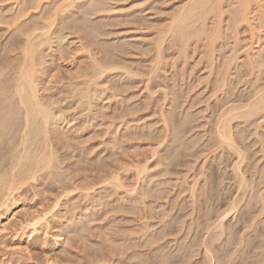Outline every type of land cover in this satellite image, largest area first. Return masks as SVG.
<instances>
[{"label": "bare ground", "instance_id": "obj_1", "mask_svg": "<svg viewBox=\"0 0 264 264\" xmlns=\"http://www.w3.org/2000/svg\"><path fill=\"white\" fill-rule=\"evenodd\" d=\"M52 1L55 2L56 0L55 1L52 0ZM59 1L60 2L63 1V2H61L62 6H61V3ZM59 1H57V3H54V5H53L54 8H53V6L51 7L53 2L51 3L50 0H18V1L16 0V2H18L17 4L19 5V7H17L18 5H16L18 10H14V12L17 13V14L12 12L13 9H14L12 7H11V12L12 13H10V10H9V7H8V11L10 13L9 15L8 14L6 16L3 15V13H5V12H2V14L0 13V20L3 19L2 22H5V21L7 22V20H5V19H7V17H8V19L11 17L12 22H14V24L16 25V26L14 25V27L12 26V28H15V30L13 29L14 31H12L13 33L15 32V34H16L19 31V34H17L18 36H16L14 39H12L10 41H6L5 42L6 44L4 43L5 45L3 46V48L2 47L0 48L4 52V53H1L2 55H0V236L4 233V231L8 228L9 225H11V224H13L15 222V216H16L15 215V209L18 206L19 198H14L15 196H13V193H14V195L16 194L15 193L16 190L17 191L19 190L18 187L22 188L23 185L25 186L26 184H28V185L30 184V186L35 187V189H36V187H38V189H39V187H40L39 185H42L41 187L45 189V187H43V184L42 183H38L37 180L38 179H40V180L42 179V181H44L43 179H46V178H48V179L52 178V180H53V177L56 176L55 180L56 181H57V179H60V180L57 181V182H55V180H54L53 182H55L57 184H61L62 183V185H61V188H60L61 189L60 193L58 192L60 195H57V197L54 196L56 199L55 200L53 199L55 202L53 201L54 203H53L52 207L50 206L49 207L50 209L48 208L49 210L47 209V211H45V212L42 211V213L36 212V214H32V216L30 215L31 217L29 216L30 218L28 217V219L24 218L23 222L19 221L20 225L23 226V228L29 229L28 233H31L32 231L36 230V226L38 224H41L40 222L44 221L43 224L47 225L48 222L46 221L47 220L46 219L47 218L46 215H48V213L49 214L51 213L50 215L52 216L53 212H55V207H57V205L62 203L63 204V209H60V210L58 209L59 211H57V213H61L60 214L61 217L60 216L59 217L61 219L63 217L64 219H62L61 225L59 226L60 230L58 229V231L60 233H58L57 236H59L58 238H60L59 240L62 241V242H65V241H67V243L71 242L70 246H69V247H71L72 240L74 241V239H73L74 236H76V238L78 237L77 238L78 240H75V242L79 241V239H82L83 241H85V238H84L83 235H86V233H83V232L85 230H87L85 232L88 233L89 229L92 230V228L96 225V223H95L96 220L95 219L96 218L98 219V213L97 212H100L99 208H101V206H102L103 209H104L103 210L104 212H102V213L100 212L101 213L100 216L103 219L100 218L96 222H99L101 219L103 221L105 220L104 217L106 216V214H108V213H106L107 212L106 209L107 210H114L115 209L114 211H116V215L119 214V212H121L122 215L123 214L125 215V213L128 214L127 217L124 216L125 218H123V216H120V219L123 218L121 220H124V221L130 220V221H134V223L136 222L135 225H134L135 227L133 228V224H132V229L129 232L120 231L119 229L117 230L118 227L116 228L115 225L114 226L111 225L112 223L114 224V222H115V221L112 222L114 220V218H110L109 219V217H111V215L106 217V219H109L112 223L109 222L108 220H107L108 224L105 223V221H104V223L106 225H111L113 227V228L111 226H110V228H109V226L106 227V229L109 228V229H107L108 233H109L107 235L110 236V232H111L110 229H113V231L117 230V231L120 232V239L117 240L116 237H119V234H118V232L115 234L116 231H114L115 236H114V234H113V236L115 238L113 236L108 237V238H110V242H111V244H109V245H111L110 247H108L109 245L104 247V244H99L100 241L101 242L103 241L102 239L100 241L96 240L98 243L95 241L96 242V247H94L95 245L93 244V246H92V241L91 242L88 241L91 238L88 239L87 235H86V238L88 239L87 240L88 241L87 246H90L88 248H90V249L94 248V249L89 253L88 251H90V250L84 248V250H87L88 253L84 252V254H83L85 256L84 258L87 259V261L85 260L86 262L84 261L83 263H85V264H96L98 262L99 263L101 262V264H104V263H106V261H111L113 264L114 263L115 264H147L146 259L148 258L147 257L148 253L152 252L153 250H155L154 252L150 253L151 256H149V257H153L155 260H157V258H155V256H156L155 254L159 250V254L157 253V256H156V257H159L158 260H160V261H158V262L162 261L163 264H166V263L174 264L175 262H176L175 264H188V260L192 257V254L190 255V254H187L185 252L186 254H181L182 256L178 260H176L175 257L177 256V258H178V256H180V254H179L180 250L179 251L176 250L177 247L179 246L178 244L175 247V251H173L174 249H172V246H171L170 249H172V252H170V251L168 252V250H170V249H169V247H167L168 248L167 250L165 249L166 243L164 245V249L165 250H162L163 247L161 245H162L163 241H160V239L164 238L165 234H167V232H168L167 235L169 237V233H170L169 231L171 230L170 229L169 231L166 232V230L162 231V229L165 226L170 225L171 223L168 222V225L162 224V227H160L161 225L158 226V227L161 228V230H159V231H156V230L153 231L151 229V227L153 226V223H151V222H153L154 220L151 221V222H150V220L152 219V217H155L157 215V213H158V216H159V212L161 211V213H160L161 215L159 216L160 217L159 219H162L163 216H165L167 218V216L165 215L166 213L162 212L165 209L164 210L161 209L162 206L163 207L166 206V203L164 202L165 204L161 205V203L158 202V204L160 203L159 206H158L160 208L159 209L155 208V209L160 210V211L155 210L154 212H156V213H154L152 211V210H154L153 206H151L152 202L150 201V199L152 200L153 197L155 198V195L153 194L154 192L152 193V191L153 190L155 191V189L160 187L159 186L160 185V183H159L160 180L156 183V180H157L158 177H155V175H153L154 177L151 178L152 175L150 176L148 174L149 173V169L146 167V165H147L146 161H145V163H146V165H145L144 162H143L144 164L142 163L143 160H141V162L139 161L141 159V158H139V160L135 159V160L138 161V162L136 161V163H135V160L134 161L133 160L130 161V159H132V157L130 156V153L127 154V156H129V157H127L126 153H124V152L128 153V152L131 151V149H129V145L131 144V142L134 141L133 138H132L134 136V134H135V136H134L135 138L134 139H136L137 133L139 134V131H136L137 128H138V130H140V133H141V130H143V132L144 131L146 132V130H144V129H146V127H145L146 124H143V126H144L143 129H142V124H141V127H139V125H138V127H136V125L135 126L133 125L136 122H138V124H140V122H141L140 118L136 117V115L135 116L132 115L134 118L136 117L138 119L137 120L133 119L132 121H134V122H133V124L131 126H129V125L132 122L129 125H127V123H126V122L130 121V120L127 121L126 119H130L129 116L131 114H134V113L136 114V112H137L135 110V108L137 109L139 105L138 106L136 105L137 107L134 106L135 102L132 103V104H134L133 105L134 109L131 106L132 104H127V105H129V108H127V105H125L126 103L124 104L126 106V108L123 106V110H126V109L130 110L131 109V110H133L135 112H133L131 110L130 111H127V110L126 111H122V110H120V111H122L121 113L123 115H129V116H127V118H122L124 116L122 114H120L119 112L115 113L116 115H113L114 113L111 114L113 116V119L115 120V122L118 119V118H115V117H118V115L120 114L119 117H121L123 120L125 119V121H126L125 124H124L125 127L123 129H121V133L122 134L120 135L119 132L115 131L116 128L119 126V123H118V126H117V124H116V127L113 126L115 124L112 125V121H113V119H112V121L110 122L109 126L112 125L114 128H110L109 126H107V128L109 127L110 129L109 130L107 129L108 130V136H106V138L108 137V146L109 145H111V146H109L110 148L107 145L103 146V150H104V148L106 149V147H108V149H110L111 152H112V150L114 148V150H113L114 153H112V155L119 156L121 153H124L125 154L124 156H126L127 159L130 158L129 160H127L126 157H125V159L127 161H129L130 163H134V164H130L129 162H126V160H124V162H126L127 164H130V166L133 168V170H132V168L129 165L123 164L122 160H119V159H122L121 157L124 158L123 154H122V156L118 157L119 158L118 159L117 157L115 158V156H114V158H112L113 156L112 155L110 156L111 152H109L110 154H109V156L108 155L107 156L110 157L113 160L110 159L109 163H107L108 160L106 162H102L103 159H104L103 161H105V157L103 156L102 159H101V157H99V155H100L99 153H101L100 151H103V150H99L97 159H96L97 153L95 152V155H93V156H95L94 158L96 159V161L100 158L98 160V161H100V163H98L100 165H98V164L96 165L95 164L96 165L95 167H98L97 170L99 169L97 174L96 173H92L93 174L92 175L90 173V175H87V173H86L84 175V173H83L81 176L79 175L80 176L79 178L77 177V175H78L77 173H75L76 175L74 173L72 174V176L74 175L75 178L70 176L71 174H68L69 177L63 175L64 174L63 170L65 168H64V166L62 164L65 161L64 159L69 157L68 154H71V153H69L65 149L66 151H64V153L68 152V154H64V157H63V155H62V157H59L58 156L59 154L57 153L59 148L58 147H57L58 149L56 148V146H57L56 143H61L62 147H68L70 140H72L74 138L72 136H70V138H68L67 134H69L68 133L69 130L67 128H66L67 130H65V128H64L65 125H67V123H65V119H64L63 115L59 114L60 112L59 113L57 112V108L59 107V105L57 107V104H56L57 102L55 103V101L52 100V98H51L52 97L51 94H49L47 92V91H49L50 87H52V86H50V84L52 83L51 81H53V80L51 79L52 74L46 75L45 72L47 70H50V68L52 69V67H50V64H52V62L56 61V56H57V59H60L61 56H63L62 53L66 52V54H68L67 52L69 51L68 50L69 47H65L67 45L62 42L64 38L63 39L61 38V40H62L61 41L60 38L54 36V34L57 33V30L59 31V29H61V28L68 27L66 25V24H68V20H65L66 17H64V16H66V14H64L63 17H62V13H61L62 10L66 9V8H69V6H72L71 10H74L76 8L79 11L78 12L76 10L78 12V14L79 13H81V14L83 13L84 15L87 14L86 16H88V14L90 15L91 13L93 14L94 12L96 14L97 13L96 11H98L100 9L101 4H102L103 1L102 0H90L91 1V4H90L91 7L90 8L85 6V5H89V3H87L88 0H80V1H76V0H59ZM14 2H15V0H14ZM58 2H59V5L56 6L55 4H58ZM77 2H78V4H77ZM49 3H51V4H49ZM49 6L51 7V9L49 8ZM98 6H99V9H98ZM30 10H32L33 12L35 11V14H33L32 20H30L31 22L28 21L27 19L25 20V18H24V20L21 19L22 20L21 21L19 18H22V16L24 17L25 15H27V13ZM36 10H39L41 13H42V10H43L42 15H40L41 14L40 12H36ZM25 11H27V12L25 13ZM66 11L67 10H64V12H66ZM19 12H21V13H19ZM23 12H24V14H23ZM73 12L76 14L75 11H70L69 13L73 14ZM6 13H8V12L6 11ZM59 13L61 14L60 16H59ZM31 16H29L27 18L29 19ZM17 17H19L18 19L21 22L18 23ZM70 17L71 16H69V18ZM69 18H67V19H69ZM73 18L74 17H72L70 19V23H72V25L69 26L70 27L69 29H71V30L74 29L75 30V31H73V32H75L74 34L78 35L80 33L78 35V37L80 38L79 40L83 39V41H84V39H85V42L89 45L90 48L92 47L93 44L98 45L100 47V48L98 47V49H99L98 51L105 52L106 53L105 56L109 53L110 55L108 54V56H109L110 59L112 58V55H116L118 53V51L122 52V50L120 49V48H122L120 44H116L118 46L120 45L119 48H117L118 46L107 44L108 42L106 43L105 41H102L103 39L102 40L97 39V34L101 35L102 32L101 33H97V32H99L98 31L99 28L97 29V27H95L96 29L94 31V28L89 23V21H88V23L90 24V26L88 24L86 25V22H87L86 19H88L87 17L86 18L84 17L85 18L84 20L82 19V21L85 24H83V22H80V19L82 17L78 18V16H77V18H74V19ZM11 20H10L9 23H11ZM26 21L30 22V24H27L28 22L26 23ZM9 23H7V24H9ZM61 23L63 25L62 27L60 26ZM162 24H160L161 26L159 25V27H157L158 25H156L155 27H157V28H154L155 30H157V31H155V35H154V36H157L156 40L154 39L155 37L152 39L153 41H155V42L152 41V45H154L155 50L152 49V47H153L152 45H151L152 47L150 49L155 51L154 52L155 53L154 56H155L156 59L153 57V55H151L153 57L152 58L153 59L152 60L153 63H151V61H150L151 65L154 64V62H155L154 65L161 69L163 66L161 67L160 64L163 65L164 62H165L164 64H166V60H168V59L165 58L166 57L165 56L166 53L162 54L163 53L162 49L164 50V48H162V47H163V44L165 42V44L167 43V46H169V47H171V46L177 47V49L173 48V49H175L176 53H178L177 54L178 57H176V60L178 58H182L183 60L182 59L181 60L183 61L182 62L183 66H184V64H186L185 62H187L186 59L189 58V53H190L189 50H191V49H194L195 51L198 50V53L200 54V57L198 59L199 62L197 60L196 63H200L202 65V68L207 70V72H206L207 74L203 75L206 78L205 79H204V77L201 78L202 75H200L201 76L200 80L204 79L206 81H209L211 79L210 76L215 77V76L218 75L217 77H215V79L212 77L214 80H211V82L212 81H214V82L211 83V88L212 89L210 88L211 89V94H209V95L210 96L212 95L211 98L214 99L213 96L215 95V97L217 98L216 95L219 93L220 95L222 94L221 96L223 97V99L222 100L220 99V101H222L221 104L218 103V102H215V103H218L219 106H216L217 104L215 105L216 106V108H215L216 111L215 112L213 111L214 110V107H213L212 112L215 113L214 117L212 118L214 113L212 114V116H211V114H210V116L208 115L209 117H207V118L209 119L211 117L212 120L210 119L211 121L210 120L208 121L207 119H205V120H207V122H210V124H211V125H209V126H211V129L209 130V134L210 135L209 134L205 135V131L203 130L204 134H203V136H201V138H203L204 136H207L208 137V139H207L208 142L207 141L204 142L203 145L206 144V146L208 145V147H209V145L211 144L212 147H210L211 149L206 147L209 150L204 147L205 150L203 148L202 152H204L203 154H205V151H207V150L209 152H211V153L212 152L215 153V151H216L215 154H217V152H220V154H218L217 158H215V159L220 160V161L224 160L225 157L223 158L222 156L224 154L226 156V153H227V157L228 156L230 157L232 154L235 155L234 159H236V158L237 159L234 160V163L231 160L232 161V165L228 164V168H230V171L232 169V172H233L232 175L235 176V177L233 176L234 177V181L236 180V182H238L237 184L236 183L235 184H236V186H238V190L240 189L239 193L241 192V188L243 189L242 193H244V190L247 191V188L245 189V187L248 186V187L252 188V192L253 193L255 192L254 195H255V200L256 201L253 198H251V197L254 196V195H252L253 193H249V192H251V189L250 190L248 189L249 192L247 191L245 193L249 194V198L248 199H251L254 203L257 202V203H255V205L256 204H258V206L260 205V210L261 211L263 210V212H261V211H258V212L260 214L261 213L264 214V175L262 176L261 175L262 173L259 174L260 171L259 172L256 171L260 175V176L258 175L259 176L258 177L259 178L258 182L255 183L256 185H259L261 183V187L259 186L260 187L259 188V187L255 186V184H253L254 183V182H252L253 179L249 180L247 176H246L247 179L245 178V176H244L245 172L243 174L244 170H242V167L244 165H241L243 163L242 161L244 160L243 158H245V156L247 155V153L244 154V152H246L245 143H244V145H242V147L244 146V149H245L244 152H243V149L241 147V144H243V142H245V140H246L244 136H246V138L248 137V135H245L244 132L248 129V127L250 125H252L251 123L253 121L255 122V123L253 122L254 123L253 124L254 125V129L258 130V125H260V121H259L258 124H256L258 121L256 122L255 120L259 119V120H262L261 121L262 123L264 122V0H186L177 8L176 11L173 12V14L170 16V18L167 19ZM88 26L90 28L92 27L91 29H93V30L88 28ZM93 26H96V25H93ZM8 28H9V26H8ZM10 28H11V26H10ZM71 30H70V32H71ZM70 32L68 31V33H70ZM240 33H244V36L241 35L242 36L241 37ZM11 35H12V33H11ZM13 35L11 36V38H13ZM76 38H77V36H76ZM54 39H56V41ZM58 39H59V41H58ZM260 39L261 40L263 39V40L261 41ZM77 40H78V38H77ZM83 41L82 42L78 41L79 42L78 44L82 43L81 44V46H82L81 50L83 51V49H84V52H87L86 49L89 48V47L86 46L85 43H83ZM241 41L245 42V43H242ZM150 42H151V40L149 41V43ZM113 46H116V48L113 47ZM237 46L238 47H242L244 49L241 48V50L239 49V51H238L237 50V48H238ZM84 47L85 48L87 47V48L85 49ZM254 47L256 49H254ZM92 49H94V48H92ZM111 49L112 50L113 49H118V51H115L116 54H114ZM110 50H111V52L113 54L110 52ZM194 50L191 51L190 55L193 54ZM242 51H243V58L238 57L239 56L238 53L240 54V53H242ZM92 52H91V50L88 49V55L87 56L90 58L89 62L86 60L88 63H84L85 65H83V66H82V64H78L79 66L81 65L80 66V70L78 71L77 74H75V77H73V76L70 77V78H75V81H73V79H69V80H72V81H70L69 84L66 82V84H68V86H67L68 87L67 88L68 91L66 90V94H68L67 96H69V98L71 97L73 99L76 98V101L78 102L79 106H81V108L84 107L83 109L84 110L87 109V111L92 110V109L98 110L97 109L98 106L102 107V105L100 103L97 106V102L96 101H97V98L100 99L99 96L102 93V85H103V89L104 88L105 89L106 88L109 89L108 83L111 80H109L107 78L105 79V80H107L106 81L107 84L105 82V84L108 85L107 87H106V85L102 84L104 78L107 76L108 70L110 71L111 69H114V71H115V70H117L116 68H121V67L123 68L125 66V65L123 66L124 63L121 64V62H119V61H114V60L112 61V60H109V59L105 60L106 57L104 59V55L98 57L97 55L99 53H97V52L95 53V50L94 51L92 50ZM89 53H90V55H89ZM176 53L171 58L174 59ZM196 53H197V51H196ZM171 54H172V51H171ZM108 56H107V58H108ZM46 57H49V58L47 59ZM86 59H88V58H86ZM113 59H114V56H113ZM120 59H122V58L120 57ZM239 59H241V60L238 62ZM115 60H119V59L116 58ZM176 60H173L171 65L174 64L175 63L174 61H176ZM184 60H186V61L184 62ZM162 61H163V63H162ZM237 62H238V64H237ZM47 63H48V65H47ZM138 64H139V62H138ZM235 64H237L238 66L241 65L238 68L236 67L237 69H239L240 67L244 66V68H243L244 70L243 71H245V69L247 68L245 72L248 71V73H246L245 75L249 74L248 76H249L250 79L252 78L251 76H253L254 73H258V72L259 73H263L262 77L260 75H258V74H257V76H256V74H254L255 76L252 78L254 80L250 81L251 84L249 82V84L251 86L248 85L252 89H250L249 87H245V89L249 88L247 90L248 91L251 90V91L247 92L248 95H247V93H245L246 94L245 96H247V97L245 98L243 96L244 100H242L243 97H241L243 94L242 95H240V94L236 95V94H234L233 91L231 92L229 90L230 89L229 88V86H230L229 80H232L230 78V76H232L231 70L235 67ZM154 65H152V66L154 67ZM125 67H124V70L126 69V73H125V71H123L124 72V73H122L123 74V78H124V76L126 74L127 75H126L125 78H127V76H129L131 71H132L131 73L134 74V75H139L140 74L139 72H137L138 74L137 73H133V72H135V70H133V69L131 70V68H127V66H125ZM151 67L149 68L150 70H151ZM236 68H234V69L236 70ZM150 70L145 72L147 74V77H148L147 79H151L153 76H155V74H151L152 71H154V69L152 68V71H150ZM163 70H165V69H163ZM236 72H237V70L234 73L236 74ZM154 73L158 74L155 71H154ZM238 73L241 74V72H237V74ZM118 74H121V73L118 72ZM148 74H149V76H148ZM150 74H151L152 77H150ZM240 74H238V75H240ZM134 75H132V77ZM158 75H160V74H158ZM158 75L155 76V78L161 76V75L160 76H158ZM163 76H161L162 79H161V77L159 79L163 80L164 79ZM209 77H210V79H209ZM237 77L240 78V76H237ZM165 78H167V77H165ZM156 79H158V78H156ZM108 80H109V82H108ZM204 80L200 81V83L201 82L206 83ZM236 80L237 79H235V81ZM115 81H117V80H115ZM115 81H114V83H115ZM125 81H129V79H126ZM164 81H166V79ZM232 81H230V82H232ZM235 81L232 82L233 85H235L234 83H236V84L240 83L239 80H237L236 82ZM129 82H131V80ZM129 82H127V83H129ZM158 82L160 83V80ZM162 83L164 85V86L162 85L163 87L160 86L159 84L158 85L160 86V88L162 87V89L164 90L165 83L164 82H162ZM173 83L170 85V87L168 85L169 83H166L165 91L170 89V88H172V86L174 88ZM66 84H64V85L66 86ZM124 84L125 83H123V84L121 83L119 88H118L119 84H117L118 86L116 84H111L112 87L110 86V89L115 87L116 90L120 89V91L121 90L123 91V89H122L123 87H124V90H125L126 87H127V89L130 90V88L132 87V86L130 87L129 84H127L126 86ZM113 85H115V86L113 87ZM121 85H123V87ZM175 87H177V85ZM129 90H126V91H129ZM174 90H176V89H173V90L170 89V91H169L170 92L169 95H170V97L171 96L173 97L172 98L173 101H172V99H169L167 96L166 97L163 96L165 99L168 98L170 101H172V104H170V102H168L170 106L173 105V103L176 100V97H177V99L179 97L177 94L175 95L176 97L174 96V94L171 95ZM109 91H111V90H109ZM113 91H114V89H112V92ZM120 91H118V92H120ZM177 91H174L173 93H175ZM228 91H230L231 94L233 93L236 96L235 97L236 99L235 98L234 99L231 98L233 95H231V94L229 95L230 92H228ZM112 92H111V94H112ZM133 92H132V94L130 93L129 97H126V100L124 99L126 102H131L127 98H130V96H133L135 94V93L133 94ZM166 92H168V91H166ZM116 93H117V91H116ZM163 93H164V91H163ZM122 94H124V92H122ZM165 94H167V93H164V95ZM103 95L101 94V96H103ZM107 95H110V94H107ZM113 95H110V96L112 97ZM119 95H116V96H119ZM124 96H126V95H124ZM210 96L208 98H210ZM229 96H231V97H229ZM238 96L240 97V99L238 98ZM134 97H135V95L133 97H131V98H134ZM164 98H163V100H164ZM216 98H215V100L219 99V98H217V99ZM127 100H129V101H127ZM175 103H177V102H175ZM175 103H174V105H175V107H177L178 104L176 105ZM206 105H205V109H206ZM171 108L172 109L167 108L169 110L163 109L165 111L166 110L168 111V112L164 111L163 113H162V109H161L160 112L162 113L161 114L162 116L161 115L160 116H161V118H163V123H164V126L162 125L163 127H161V128H166V127L170 128L171 127V129L173 131L172 130L170 131L169 129L168 130L173 135H171L169 131H168L169 132L168 135L173 136L171 138V140L173 142H170L171 140L169 142L175 144V141H178V139L183 137V133L182 132L184 131V129H183L182 125L187 120H189L190 118L192 120L194 118L190 117L191 114L190 115L183 114V118L184 117L186 118L187 115H188V117H187L186 120L184 118L185 121L183 120V124H181V126L178 123L179 126L177 127V125H176L177 122L181 123L182 121H178L177 118H176V121H175V119H173L175 117V116L173 117V114L176 112V110L173 109L174 108L173 106H171ZM129 112H130V114H127ZM140 116H142V115H140ZM133 117H131V118H133ZM202 117H203V115H202ZM121 118H119V119H121ZM161 118L159 120L160 122H162ZM119 119H118V122H119ZM122 119H121V121H122ZM172 120H174V122ZM121 121H120V123H121ZM171 121L173 123H176V124L173 125V123H171ZM142 122H143V120H142ZM189 122L187 121L185 124L187 125V123H189ZM201 123L204 124L205 127L207 126V124L203 123V121ZM147 124H150V125L147 126V128L148 127L150 128V127L153 126L154 123L153 122L149 123V121H148ZM242 124L243 125L246 124V126L249 125V124L250 125L248 127H246V126H243ZM263 124H261V125H263ZM63 125H64V127H63ZM263 126H260V128L261 127L263 128ZM181 127H182L183 130L179 132L178 130H180ZM119 128L120 127H118V129ZM149 128L147 130L148 131L147 132L148 135H144V136H151L152 135V134L149 135V133L152 131L151 130L152 128H150V129ZM161 128H160L159 132L161 133V135L162 134L164 135V133H162L163 129L161 130ZM209 128H207V130ZM245 128H246V130H244ZM254 129H252V131ZM256 130L253 131V132L255 133ZM65 131H67V132H65ZM97 131H99V130H97ZM164 131L167 132V129H165ZM258 131H257V133H258ZM261 131H262V129H261ZM95 132H96V130H95ZM172 132H174V133H172ZM262 132H264V131H262ZM100 133H102L101 130L98 133L99 135H97V133L94 134V131H93V135H96V137L99 136V138H101L100 137ZM151 133H153V132H151ZM257 133L254 134L256 137L257 136L260 137L263 134L262 133L261 135H259V133L258 134ZM102 135H103V133H102ZM129 135H131V137ZM179 135H181L182 137H180ZM125 136H129L130 137L129 139L133 140V141L129 140L131 142H129V144H127V147L124 144L125 141H126L125 143H127V139L124 140V138H126ZM170 136H168V137H170ZM156 137L157 136L155 135V137H153V138H155V140H156L157 139ZM158 137H159L158 139H160L161 142L164 141L162 139V137H160V136H158ZM258 137H257V139H259V141H260V139H261V141L263 140V144H264V137H263V139H262V136L260 138H258ZM138 138H142L143 139V134L140 135V137H138ZM153 138L152 139L150 138V139L153 141ZM91 139L93 140V138H91ZM97 139L98 138H96V139L94 138V140H97ZM102 139H103V136H102ZM186 139L190 140V137L186 138ZM89 140H90V137H89ZM151 140H149V141L151 142ZM196 140L198 142L197 138H196ZM98 141H100V140L98 139ZM102 141L103 142H101V143L107 144V143H104L105 142L104 140H102ZM160 141H159V143L156 141L157 142L156 144H157L158 147L160 146V144L162 146V143H160ZM181 141H184V139L183 140L180 139V144L181 145H179V146H176L177 144L175 145L177 148L179 147V150H180L181 146L183 145ZM90 142H92V141H90ZM150 142H149V144H150ZM185 142L186 141H184L183 143H185ZM209 142H211V143L209 144ZM136 143H138V142H136ZM188 143H192L193 144V142H191V141H189ZM97 144H99V143H96L95 145H93L94 146L92 148L93 152L95 150V147L98 146ZM149 144H148V147H151L152 146V142H151V146H149ZM164 144H166V143H164ZM178 144H179V141H178ZM86 145L88 146V144H86ZM90 145H92V144H90ZM139 145H140V143L138 145L135 144L134 146L136 147V146H139ZM185 145H186V143H185ZM134 146L132 145L130 148H134L135 149ZM170 146H172V144ZM191 146L192 145H190V148L192 150ZM89 147L91 148L92 146H89ZM117 147L118 148L121 147L124 150V152L120 148V150L122 152L118 153L120 151H119V149ZM158 147L157 148L155 147V149L158 150ZM169 147L165 148L166 149L165 151H167L166 153H168V154H166L165 151L163 152V153H165V154H163V155H165V157L164 156L162 157V156L159 155L161 153V152L160 153L158 152V151H160V149L158 151L155 150L154 148H153L154 151L151 148H149V149L152 150L154 153L157 152L156 155L159 153L158 155L161 157V158H159L160 160L161 159H166L167 160L168 157L171 159L175 155L177 156V154L179 153L178 149L176 147H174V146H173V148L172 147L171 148H172V150L173 149H177L175 151L173 150L175 154L173 153V151H172V153H170L171 151L170 152L168 151ZM187 147H188V144H187V146H185L183 148H185V150H186ZM85 148L86 147H84L83 149L85 150ZM90 148L89 149L86 148V150H87L86 153L87 152H88V154L92 153L90 151L92 149H90ZM115 148H117L118 151ZM124 148H126L129 151H126V149H124ZM136 148H139V150L135 149L134 151H137V152L140 151V146L136 147ZM145 148H144V150H145ZM147 150H148V148H147ZM217 150H219V151H217ZM89 151H90V153H89ZM115 151H117L116 154H115ZM177 151H178V153H177ZM137 152H136V155H140L139 152L138 153ZM149 152H151V151H149ZM209 152H206L207 154H205V156H203V157H206L207 155H209ZM80 153H82V152L80 151ZM169 153L172 154V156ZM228 153L229 154L231 153V154L228 155ZM84 154H85V152H84ZM75 155H76V153H75ZM75 155L73 154V156H75ZM80 155L81 154H79V156ZM85 155H84V157H85ZM149 155H150V153H149ZM151 155L153 156L154 154H151ZM166 155H168V157ZM93 156H91V157H93ZM132 156H134L133 153H132ZM213 156L215 157L216 155L213 154ZM134 157H133V159H134ZM94 158L92 159V161L94 160ZM218 158H220V159H218ZM85 159H87V158H85ZM114 159L115 160L117 159V160H119V162L120 161L121 162L119 163L116 160L118 162L117 164H116V162L114 164L111 162L112 163L111 164L110 161H115ZM170 159H168V160L171 162ZM205 159H207V158H205ZM146 160H147V162H149L148 158ZM78 161H79V159H78ZM92 161L90 159L88 162L93 163V166H94V163L98 162V161L97 162H92ZM163 161L162 162L158 161V163L159 164H163ZM203 161H205V160H203ZM220 161H219V163H220ZM205 162H203V163L205 164ZM121 163H122V165H119ZM155 163H156V161H155ZM166 163H168V162H165V164ZM203 163H202V165H203ZM222 164L220 163L218 165L220 166ZM114 165L116 166V168L117 167L118 168L117 169L112 168V167H115ZM123 165H125L124 166V172L126 170H132L133 173H136L135 174L136 177L134 176L136 179L134 177H133V179H131L130 177H132V176L129 177L130 179L129 178H126V180L124 179L125 176L127 177V174L126 175L125 174L121 175L123 172L121 174L119 172L120 168L123 169ZM168 165L169 164H167L166 166H168ZM202 165H200V166H202ZM230 165H231V167H229ZM107 166H109V168ZM156 166L158 167V165H156ZM161 166H163V165H161ZM225 166H226V164H225ZM263 166H264V164H263ZM125 167H127L129 169H126ZM205 167L206 166H204L202 168V170ZM161 169L162 170H160V168H159L158 170H160L161 173L164 174L165 170L163 169V167H161ZM146 170L148 171V173H147ZM200 170H201V168H199L198 173L202 172V170L201 171ZM208 170L209 169H207V171ZM255 170H256V168H255ZM258 170H260V168ZM120 171H123V170H120ZM218 171H219V169H218ZM166 172H167V170H166ZM204 172H206V171H204ZM145 173H147L150 176L151 179H155L156 178L155 181L152 182L153 180L149 179L148 176L146 177ZM263 173H264V170H263ZM65 174L67 175V173H65ZM163 174H161V175H163ZM59 175H60V177L61 176L63 178L65 177V179L62 178L63 181L61 183H60L61 178L59 177ZM144 175H145V177H144ZM201 175H202V173H201ZM203 175H206V174L204 173ZM253 175L251 177H253ZM122 176H124L123 179H122ZM156 176H158V175H156ZM196 176L197 177H194L195 179L193 178L194 182H193V180H192L193 183L190 182L192 185L191 184L189 185V183L186 182V184H188L190 186L189 188L187 186L186 187H187V189L190 190L189 195L192 196V201L197 203L198 201L194 200V198L198 194V190H200L198 188L202 187L201 190H203L205 188V190H203L204 192H201V190L199 191V195L201 193L203 195V193H204V196H207V194H205L206 190L210 189L211 192H212L213 188L211 189L212 184H211V186L209 185L211 183V181L210 182L206 181V179H207L206 176H204L205 179H203V180H205V181H203V182H207V185H209L210 188H207L205 183H202V184H205V187L204 186L197 187V183L199 181L197 182L198 175H196ZM254 177H255V175H254ZM237 178H238V180H237ZM127 179H129V181L130 180L132 181V180L135 179L136 181L135 180H134L135 182L133 181L134 185H133V182L129 183V185L130 184L133 185V186H129V185L126 184L127 183ZM159 179H161V178H159ZM221 179H222V176L219 179L220 181L218 182V184L222 182ZM52 180H50V181H52ZM124 180L126 181V183L124 182ZM168 180H169V178H168ZM168 180L165 181L164 178H163L160 182L163 185L164 184L166 185V184H168L167 183ZM230 180H232V178ZM46 181H47V179H46ZM50 181H48V182L51 183ZM163 181H165L166 183L163 182ZM185 181L183 182V184L185 183ZM208 181H209V179H208ZM212 182H214V181H212ZM216 182H215V184H216ZM153 183H155L154 187H153V185H151ZM249 183L252 184V186H254V189H255V187H257V192L258 193L256 191H254L253 187H251V185H249ZM136 184H138L140 186L137 185V187H136L135 186ZM162 184H161V188L163 186ZM183 184H182V187L185 185V184L184 185ZM17 185H20V186H17ZM21 185H22V187H21ZM44 185H46V184L44 183ZM240 186H241V188H239ZM26 187H27V185H26ZM47 187H49V186H47ZM58 187H60V186H58ZM213 187H214V185H213ZM161 188H159L160 191L158 189L155 192L157 194H159V195L162 192V194L164 195V191H162ZM166 188L163 187L164 190ZM214 188H216V187H214ZM44 189H43V191H45L47 188L45 190ZM58 189L59 188H57V190ZM260 189H262V190H260ZM74 190L75 191L78 190V192L76 194H71V192H73ZM50 191H48V192H50V193L53 192L52 190H50ZM54 191H56V190H54ZM184 191H188V190H184ZM167 193H169V190L167 191ZM207 193L210 194V192H207ZM242 193H240V194H242ZM245 193H244V196H245ZM256 193H257V195H256ZM162 194H161V196H162ZM215 194H216V192H215ZM240 194H238L239 195L238 197H242V196H240ZM217 195H219V194H216V196ZM150 196H151V198L149 199ZM191 196H190V198H191ZM212 196H209V197L214 198L215 195L212 193ZM60 197H61V199H62V197H64L63 198L64 200H61ZM199 197H197V198H199ZM209 197L208 198L204 197V198L209 200L210 199ZM246 197H248V196H246ZM154 198H153V200H154ZM163 198H165V197H163ZM163 198L162 197H160V198L158 197L157 198V195H156L155 200H157V199L161 200ZM188 198H189V196H188ZM204 198H201V199L203 200ZM205 199L203 200V203H204ZM229 199H231V198H229ZM236 199L237 198L231 199L228 202L229 205L226 202L227 203L226 205L228 207L226 206L227 208L225 207L226 208V209L224 208L225 210L222 208L223 211L221 210L222 211L221 213L220 212H216V213H219V214L216 216L215 219H213L212 222L211 221L207 222V225L205 226L207 228H205L203 226L205 230H203V229L202 230L206 231L205 235L206 236L208 235V237H206V239L204 238L205 236H203L204 239L202 237H200V238H202V240L200 241V239H199L198 242H200V243H198V245H200V247L203 246L202 247L203 254H204V257L206 259L209 256V254L211 253L210 252L211 249H212V251L217 250V249L212 248L214 246V242L216 240H219V241H216V242L217 243L219 242V244L222 243L221 242V240H222L221 237L222 236H220V235L222 233H224L223 232V229H224L223 227H225V228L227 227L228 228V226H225L223 224L224 223L223 220H224V217H227V214H230V212H232L234 210V208H236L235 207V204L237 203ZM242 199L246 200L244 197H242ZM155 200L153 202H155V204H157V202ZM208 200H206V201H208ZM210 200H212V199H210ZM215 200H217V199H215ZM215 200H214V202H215ZM239 200H240V198H239ZM244 200H242V202L241 201L238 202L239 205H240V203H243ZM251 200H246L247 201V202L245 201L246 204L244 203L243 205H247L248 206V204H249L248 207H250V204H251V206H253L254 205L253 203H248ZM80 201H81V203H80ZM188 202H191V200H189ZM194 202H191V203H194ZM210 202H212V201H210ZM196 203H194L192 205H195ZM62 204H61V206H62ZM153 205H154V203H153ZM205 205H206V203H205ZM212 205H213V203L211 204V207H212ZM223 205H225V204L223 203ZM236 206L238 208V204H236ZM195 207H196V205H195ZM197 207H198V205H197ZM95 208H98V209H95ZM201 208H202V206H201ZM209 208H210V206H209ZM250 208H253V207H250ZM97 210H99V211H97ZM120 210L124 211L125 213L120 211ZM193 210H196V209L194 208ZM214 210L211 209V211H214ZM190 211H191V209H190ZM242 211H243V209H242ZM205 212H208V211L205 210ZM103 213H105V214H103ZM162 213H163V216H162ZM209 213H210V210H209ZM214 213H215V211H214ZM253 213H249V216H250V214H253ZM255 213H257V212H255ZM259 213H257V214H259ZM254 214H253V216L255 218ZM57 215H59V214H57ZM96 215H97V217L95 218ZM200 215H202V214H200ZM204 215L206 216L205 213H204ZM209 215H207V217L211 216V215L210 216ZM158 216L155 217V218L158 219ZM253 216L251 215L250 219H252ZM165 217H164V219H166ZM243 217H244V215H243ZM256 217H257V215H256ZM201 218H203V217H201ZM194 219H195V217H194ZM163 220H162V222H165L167 224L166 221L168 219H166V221H163ZM237 220L238 219L236 218V222H238L240 219L238 221ZM252 220H250V221H252ZM192 221H193V219H192ZM242 221H244V220H242ZM245 221H247L248 224L250 225L251 222H249V220L245 219ZM92 222H94L95 225L93 223V227H92V225L90 227V224ZM263 222H264V219H263ZM160 223L161 222H159V224ZM252 224H254V223H252ZM252 224H251V227H252ZM255 224H256V222H255ZM101 225H100V223L98 225H96L95 226V228L97 227L96 230L102 229ZM197 225H199V223ZM249 225L246 226V228H249L250 227ZM127 226H129V225H127ZM191 226H192V224H191ZM242 226H243V224H242ZM99 227H101V228H99ZM168 227H170V226H168ZM189 227H190V225H189ZM174 228L176 229L177 226H175ZM172 230H173V228H172ZM191 231H192V229H191ZM191 231H190V233H191ZM207 231H208L209 234L207 233ZM224 231H225V229H224ZM226 231H228V229ZM98 232H99L100 235L102 234V231L98 230ZM243 232H244V230H243ZM70 233H72V234L73 233H75V234L79 233V234H76V235L73 234L74 236L71 237L72 238V240H71ZM112 233L113 232H111V234ZM99 234L97 233V235H99ZM188 234H189V232L187 233V235ZM226 234H230V233H226ZM226 234L224 233V235H226ZM257 234H259V233H257ZM62 235H63V237H62ZM116 235H118V236H116ZM187 235H186V237H187ZM247 235H248V232L246 234V238H247ZM261 235H264V233L263 234L261 233ZM26 236H28V234H26ZM96 237L97 236H95V239H96ZM112 237L114 239H116V240H114V239L112 240ZM243 237H244V239H246L244 234H243ZM66 238H68V239L70 238V239L66 240ZM171 238H173V237H171ZM174 238H176V237H174ZM23 239H26V237H24ZM259 239H262V238H259ZM243 240L241 239V241H243ZM177 241H178V239H177ZM180 241L182 242L183 240L180 238ZM249 241H251V239H249ZM95 242L93 241V243H95ZM170 242H171V240H170ZM196 242H197V240H196ZM196 242H195V245L198 247V248H196V250H198L197 252L200 253L199 250L201 248L199 249V246L196 244ZM216 242H215V245L217 244ZM259 242H261V241H259ZM76 243L78 244V242H76ZM184 243H186V242H182V244H181L183 246V248H181V245L178 248L185 250L186 246L184 247V245H185ZM245 243L247 244V239L245 240ZM97 244H98V246H97ZM249 244H250V242H249ZM257 244H260V243H258V241H257ZM79 245H81V244H79ZM241 245H243V244H241ZM87 246H85V247H87ZM161 247H162V249H161ZM219 247H218V249H219ZM248 247H249V245H248ZM215 248H216V246H215ZM256 248H257V246H256ZM71 249H72V247H71ZM221 249H225V247H223V248L221 247ZM242 249H243V247H242ZM156 250H157V252H156ZM183 250H181V253L183 252ZM246 250H249V249H246ZM68 251L71 252L70 254L75 253V252H72V251H75V250H72V251L68 250ZM224 251H226V250H224ZM238 251L240 252L239 249H238ZM174 252H176L178 255L176 253H174ZM221 252H222V250H221ZM229 252H230V250H229ZM246 252H248V251H245V253ZM77 253H75V254H77ZM80 253H82V252H80ZM80 253H78V254H80ZM153 253H155V254H153ZM172 253L175 254L174 255L175 257L172 255ZM225 253L228 255L227 252H225ZM86 254L88 255L89 258H86V256H87ZM89 254L91 256H89ZM152 254H153V256H152ZM216 254L217 253H215L213 256H215ZM230 254H231L230 255V258H231L232 252H230ZM238 254H240V253H238ZM242 254L243 253H241V255ZM83 255L81 256V254H80L81 257H83ZM92 255H94V256H92ZM142 255L144 257H142ZM211 255L212 254H210V256ZM244 255L245 254H243V256ZM80 256H78V257L80 258ZM171 257H173L175 259L172 260ZM209 257L207 259L208 261H210ZM211 258H213V257H211ZM221 258H223V257L221 256ZM230 258H229V260H230ZM215 259L217 261L219 260L218 258H215ZM82 260H84V259L83 258L79 259L80 262ZM240 260H242V259H240ZM71 261L72 260L70 259V263H72ZM202 261H204V260H202ZM222 261H223V259H222ZM48 262H50V261H48ZM227 262H228V264L230 263L229 261H227ZM257 262H259V261H257ZM75 263H76V261H75ZM224 263L222 262V264H224ZM232 263H233V260H232ZM50 264H52V262ZM72 264H74V263H72ZM76 264H79V262L76 263ZM107 264H109V263L107 262ZM208 264H209V262H208ZM218 264H219V262H218ZM249 264H251V263H249ZM254 264H256V263H254Z\"/></svg>", "mask_w": 264, "mask_h": 264}, {"label": "rangeland", "instance_id": "obj_2", "mask_svg": "<svg viewBox=\"0 0 264 264\" xmlns=\"http://www.w3.org/2000/svg\"><path fill=\"white\" fill-rule=\"evenodd\" d=\"M18 1V0H17ZM52 0H50V2H51ZM55 1V0H54ZM57 1H59V0H56L55 2H51L52 3V5H51V7L54 5V3H57ZM76 1H80V0H76ZM89 1V2H88ZM87 1V3H89V5H85V6H87V7H91V1L90 0H88ZM103 2H102V4H101V7H100V9H99V6H98V11H96L97 13L95 14V12L91 15H89L88 14V16H86V15H84L83 13L81 14V13H79L78 14V10L75 8L74 10H71L72 9V6H69V8H66V9H63L62 10V17H63V15L64 14H66V16H64V17H66V19L65 20H68V24H66L68 27H64V28H61L63 25H62V23H61V29H59V31L57 30V33H55L54 34V36L55 37H58V38H60V40H61V38L63 39V43L64 44H66L67 46H65V47H69L68 48V54H66V52L65 53H62V55L64 56H61V60L60 59H57V56H56V61H54V62H52V64H50V67H52V69L50 68V70H47L46 72H45V74L46 75H49V74H52V77H51V79L53 80V81H51L50 83L52 84H50V86H52V87H50V89H49V91H47L49 94H51V98H52V100H54L55 101V103L57 104V107H58V105H59V107L57 108V112L59 113V114H61V115H63V117H64V119H65V123H67V125H65V127H64V125H63V127L65 128V130H69L68 131V133L69 134H67L68 135V138H70V136H72L74 139H72V140H70V142H69V145H68V147H62V144L61 143H56V148L58 147L59 148V150H58V156L59 157H62V155H63V157H64V154H68V152L69 153H71V154H68V156L69 157H67L66 159H64L65 161L63 162V166H64V170H63V175H65V176H68L69 177V175L68 174H71L70 176H72V174L74 173H77L78 175H77V177L79 178L83 173H84V175L87 173V175H90V173L92 174V173H98V170H97V168L98 167H95L98 163H100V161H96V159H97V157H98V153H99V150H103V146H108V137L106 138V136H108V130L110 129V128H114L113 126H115L116 127V124H117V126H118V123H119V126L118 127H120L119 129H118V127L116 128V132H119V134L121 135L122 133H121V129H123L124 127H125V119L123 120L122 118H127V116H129V115H123L121 112L122 111H126V110H123V106L126 108V106L125 105H127V104H132L133 102H135V105L134 104H132L131 106L133 107V105L134 106H138V108L136 109L135 108V110L137 111L136 112V114L134 113V114H131L130 116H129V118L130 119H126L127 121H129V122H126L127 123V125H129L131 122V124L129 125V126H131L132 124H133V122L134 121H132L133 119H135V120H137L138 118H136V117H139L140 118V124H138V122H136L135 124H133L134 126L136 125V127H138V125H139V127H141V124H142V129H143V124H146L145 125V127H146V129H144V130H146V132L144 131L143 132V130H141V133L143 134V139L142 138H138V137H140V135H142L141 133H140V130H138V128H137V130L136 131H139V134L137 133V135H136V139H134L135 137V134H134V136L132 137L133 138V140L132 139H129L130 137H131V135H129V136H125L126 138H124V140H126L127 139V143H125L124 142V144L126 145V147H127V144H129V142H131V141H133V142H131V146L133 145H138L139 143H140V151H138L139 152V154L140 155H136V152L137 151H134L135 149H138L139 150V148H136V147H139V146H134L135 147V149L134 148H130L131 146L129 145V149H131V151L130 152H124V150L121 148V147H117L118 149H119V151L120 152H118V153H121L122 151L124 152V153H126V156H127V154H129L130 153V156L132 157V159H130V161L131 160H135V159H138L139 160V158H141L139 161L141 162V160H143L142 161V163L144 162L145 163V161H146V163H147V165H146V163H145V165H146V167L149 169V173H148V171H147V173L151 176V178H153L154 176L153 175H155V177H158L157 178V180H156V183L160 180H162L163 178H164V180L166 181V180H168V178H169V180H168V184H162L160 181H159V183H160V187L159 188H161V184L163 185L162 186V191H164V195L162 194V192L160 193V195L159 194H157L155 191L156 190H158L159 188H157V189H155V191L153 190L152 191V193L155 195V198H156V195H157V198L159 197H165V198H163V199H161V200H155V198H154V200L157 202V204H155V202H153L154 200H153V198H152V200L150 199L151 198V196L149 197V199H150V201L152 202L150 205L151 206H153V209L154 210H152L153 212L155 211V210H157V209H155V208H160V207H158L159 206V204L161 203V205H163V204H165L166 203V206H162L161 207V209L162 210H164V211H162V212H165L164 214L167 216V218L165 217V216H163V213H162V216H163V218L162 219H159L160 217V213H161V211L160 210H157V211H160L159 212V216H158V213H157V215L155 216V217H157L158 216V219H156L155 217H152V219L150 220V222L151 221H153V222H151V223H153V226L151 227V229L153 230V231H159V230H161V228L160 227H162V224H164V225H168V222L169 223H171L170 225H168V226H170V227H168V226H165L163 229H162V231H165L166 230V232L167 231H169L170 229V233H169V237H168V232H167V234H165V239L164 238H162V239H160V241H163V243H162V247H163V249H162V247H161V249L162 250H167L168 248L167 247H169V249H170V247L172 246V249H174L173 251H175V247L177 246V244L180 246L181 244H182V242H186V243H184L185 245H184V247L186 246V251L185 250H183V249H180V248H178L177 247V251H179L180 253V256H178V258H177V256L175 257L174 255L175 254H173L172 253V255L176 258V260H178L182 255L181 254H192V257L188 260V264H208V262H209V264H218V262H219V264L221 263L222 264V262L224 263V264H228V262L227 261H229L231 264H249V263H251V264H254V263H256V264H264V235H261V233L263 234L264 233V222H263V219H264V214L263 213H259L258 211H261L260 210V205L258 206V204H256L255 205V203H257V202H253L251 199H248L249 198V194L248 193H245V192H247L248 191V189L250 190L251 189V192H249V193H253L252 192V188H250V187H245V189L247 188V191L246 190H244V193H245V196H244V193H242L243 192V189L241 188V186L239 187V188H241V192L240 193H242V194H240L239 193V191H240V189L238 190V186H236V184L238 183V182H236V180L234 181V175H232V169H231V171H230V168H228V164H231L232 165V161H233V163H234V160H236V159H234L235 158V155H231L230 157L228 156L227 157V153H226V156H225V154L222 156L223 158H224V160L223 161H220V160H217V159H215V158H217V156H218V154H220V152H217V154H215L216 153V151H215V153L214 152H212L214 155H216L215 157L213 156V154L211 153V152H209L208 150V148H210V147H212L211 146V142H209V147H208V145L206 146V144H204L203 145V143L204 142H206L207 141V139H208V137L207 136H204L203 138H201V136H203V134H204V132H203V130L205 131V135L207 134H209V130L211 129V126H209V125H211L210 124V122H207V120L209 121L210 119L212 120V118L214 117V115H215V111H216V106H219L218 105V103H220L221 104V102L222 101H220V99L222 100L223 99V97L218 93L216 96H217V98H219V99H217L216 97H215V95L213 96L214 97V99L213 98H211V96L209 95V94H211V83L212 82H214V81H212L211 82V80H214L215 79V77H217V76H215V77H213V76H210L211 77V79H210V77H209V81H206V80H204L206 77H204L203 75L204 74H207L206 72H207V70L206 69H204V68H202V65L200 64V63H196L197 62V60L199 59V57H200V54L198 53V50H196L197 51V53H196V51L194 50V49H191V50H189V52L191 53V51H193L194 50V52H193V54H191L190 55V53H189V60L188 59H186L187 60V62H185L186 60H184V62L186 63V64H184V66L182 65L183 63V59L182 58H178L177 60H176V57H178V53H176V51H175V49H177V47H173V46H171V47H169V46H167V43L165 44V42H164V44H163V47L162 48H164V50L162 49V54H165L166 53V59H168V60H166V64H164L163 63V61H162V63H163V65L162 64H160V66L162 67L161 69L159 68V67H156L154 64H155V62H154V64H152V65H154V67L151 65V63H153V57L155 58V48H154V45H152V39L154 38L155 40H156V38H157V36H154L155 35V31H157V30H155L154 28H157V27H159V25L160 24H162L163 22H165L167 19H169L170 18V16L173 14V12L174 11H176L177 10V8L184 2V1H186V0H102ZM15 2H16V0H15ZM14 2V0H0V13L2 14V12H5L6 13V11L8 12V13H3V15H9L10 13H12V12H14V10H18V8L17 7H19V5L17 4L18 2H16L15 3ZM60 2V1H59ZM59 2H58V4H55L56 6L57 5H59ZM61 2H63V1H61ZM60 2V3H61ZM15 3V4H14ZM51 3H49V4H51ZM65 3V2H64ZM63 3V4H64ZM80 3V2H79ZM104 3V4H103ZM76 4V3H75ZM77 4H78V2H77ZM16 5H18L17 7H16ZM46 6V5H45ZM61 6H62V3H61ZM75 6V5H74ZM84 6V7H85ZM7 7V8H6ZM8 7H9V10H10V13H9V11H8ZM11 7L12 8H14L13 9V11L11 12ZM48 7V6H47ZM51 7L49 6V8L51 9ZM59 7V6H58ZM71 7V8H70ZM103 7V8H102ZM105 7V8H104ZM16 8V9H15ZM46 8V7H45ZM53 8H54V6H53ZM7 9V10H6ZM70 9V10H69ZM104 9V10H103ZM64 10H67L66 12H64ZM69 10V11H68ZM78 12H77V11ZM70 11H75L76 12V14L73 12V14L72 13H69ZM17 12V11H16ZM27 11H25V13H26ZM31 12V13H30ZM36 12H40L39 10H36ZM70 14H68V13ZM81 12V11H80ZM15 13V12H14ZM19 13H21V12H19ZM30 13V14H29ZM41 13V12H40ZM39 13V14H40ZM42 13H43V10H42ZM42 13L40 14V15H42ZM15 14H17V13H15ZM23 14H24V12H23ZM33 14H35V11L33 12L32 10H30L28 13H27V15H25L24 17L22 16V18H19V17H17V20H18V23L19 22H21L22 20H24V18H25V20L27 19L28 21H30V20H32V17H33ZM72 14V15H71ZM19 15V14H18ZM32 15V16H31ZM61 14L59 13V16H60ZM2 16V15H1ZM20 16V17H21ZM29 16H31L29 19L27 18V17H29ZM69 16H71L70 18H69ZM77 16H78V18L80 17H82L81 19H80V22H83L82 21V19L84 20L86 17L88 18L89 16V18L88 19H86L87 20V22H86V25L88 24L89 26H90V24L92 25V27L94 28V31H95V27H97V29H98V31L99 32H97V33H101L102 32V34L100 35V34H97V39H100V40H102V41H105L107 44H111V45H116V44H120L121 45V47L122 48H120L121 50H122V52L120 51H118V49H111L112 50V52L114 53V54H116L115 53V51H118V53L116 54V55H112V58L110 59L109 58V56H108V54L105 56V52H103V51H98L99 49H98V45H95V44H93L92 45V47L90 48L89 47V45L85 42V39H84V41H83V39H81L82 41H83V43H85V45L86 46H88L89 48H85L86 50H87V52H84V49H83V51L81 50L82 48V46H81V44H78L79 42H82L81 40H79L80 38L78 37V35L80 34L79 32V34L77 35V34H74L75 32H73V31H75L74 29H69L70 27V25H72V23H70V19L72 18V17H74V18H77ZM85 18H84V17ZM21 20H19V19ZM67 18H69V19H67ZM73 18V19H74ZM10 20H11V17L9 18ZM8 19V17H7V19H5V20H7V22L5 23V22H2V20H0L1 22H0V48L2 47L3 48V46L6 44L5 42L6 41H10V40H12V39H14L16 36H18L17 34H19V31L15 34V32L13 33L12 31H14L15 30V28H12V26L14 27V22H12V20H11V23H9L10 22V20ZM36 20V19H35ZM40 20V19H39ZM91 20V21H90ZM28 21H26V23L28 22ZM88 21H89V23H88ZM31 22V21H30ZM30 22H28L27 24H30ZM168 22V21H167ZM7 23H9V24H7ZM13 23V24H12ZM25 23V24H26ZM60 23V22H59ZM159 23V24H158ZM11 24V25H10ZM24 24V25H25ZM26 24V25H27ZM80 24V23H79ZM83 24H85L84 22H83ZM165 24V23H164ZM81 25V24H80ZM93 25H96V26H93ZM156 25H158L157 27H155ZM163 25V24H162ZM8 26H9V28H10V26H11V28L9 29L8 28ZM16 26V25H15ZM88 26V28H90ZM161 26V25H160ZM87 27V26H86ZM91 27V28H92ZM2 28V29H1ZM57 28V27H56ZM90 28V29H91ZM14 29V30H13ZM70 30H71V32H70ZM91 30H93V29H91ZM68 31L70 32V33H68ZM11 33H12V35H13V38H11ZM157 35V34H156ZM241 35H243L244 36V33H240V36ZM76 36H77V38H78V40H77V38H76ZM242 37V36H241ZM55 41H56V39H54ZM151 40V44L149 43V41ZM261 40V39H260ZM263 40V39H262ZM261 40V41H262ZM58 41H59V39H58ZM57 41V42H58ZM79 41V42H78ZM61 42V43H62ZM153 42H155V41H153ZM167 42V41H166ZM242 42V41H241ZM5 43V44H4ZM56 43V42H55ZM62 43V44H63ZM242 43H245V42H242ZM241 43V44H242ZM255 43V42H254ZM256 44V43H255ZM57 45V44H56ZM79 45V46H78ZM119 45V46H120ZM153 47H152V46ZM169 45V44H168ZM91 46V45H90ZM97 48H96V47ZM116 46H118V45H116ZM116 46H113V47H115L116 48ZM119 46L117 47V48H119ZM165 46V47H164ZM239 46V45H238ZM237 46V47H238ZM79 47V48H78ZM145 47V48H144ZM152 47V49H154V50H151L150 48ZM193 47V46H192ZM92 48H94V49H92ZM100 48V47H99ZM173 48H175V49H172ZM241 48L242 47H238L237 48V50L239 51V49L241 50ZM88 49L89 50H91V52H92V50L94 51L95 50V53L97 52V53H99L97 56L98 57H100V56H103L104 55V59H105V57H106V59L105 60H114V61H119V62H121V64L122 63H124L123 64V66L125 65V66H127V68H131V70L133 69V70H135V72H133V73H137V72H139L140 74L139 75H134V74H132L131 72H130V74H129V76H127V78H125L126 77V75L124 76V78H123V74L122 73H124L123 71H125V73H126V69L124 70V67L122 68H116L117 70H115L114 71V69H111L110 71L108 70V73H107V76L104 78V80H103V83L102 84H104V85H106L107 84V80H105L106 78L107 79H109V80H111L110 82H109V80H108V85H106V87L108 86L109 87V89L108 88H104L103 89V85H102V95L103 96H101V94H100V99H98L97 98V106L99 105V103L102 105V107L101 106H98V110H96V109H92V110H89V111H87V109H83L84 107H82L81 108V106H79V104H78V102L76 101V98H69V96H67L68 94H66V90H67V86H68V84L70 83V81H72V80H69V79H73V81H75V78H70V77H75V74H77L78 73V71L80 70V66L78 65V64H82V66L83 65H85L84 63H88L89 62V60H90V58L87 56L88 55ZM242 49H244V48H242ZM254 49H256L255 47H254ZM111 50H110V52H111ZM165 51V52H164ZM171 51H172V54H171ZM174 51V52H173ZM58 52V51H57ZM84 52V53H83ZM111 52V53H112ZM1 53H4L3 52V50L2 49H0V55H2ZM93 53V52H92ZM91 53V54H92ZM112 53V54H113ZM176 53V55H175V58L173 59V58H171V57H173V55ZM195 53V54H194ZM58 54V53H57ZM65 54V55H64ZM85 54V55H84ZM94 54V53H93ZM171 54V55H170ZM89 55H90V53H89ZM110 55V54H109ZM121 55V56H120ZM151 55H153V57L151 56ZM238 57H241V58H243V51H242V53H238ZM107 56H108V58H107ZM113 56H114V59H113ZM117 56V57H116ZM122 58V59H120V57ZM111 57V56H110ZM47 59L49 58V57H46ZM86 58H88V59H86ZM116 58H118L119 60H115ZM150 59V60H149ZM156 59V58H155ZM172 59V60H171ZM182 59V60H181ZM88 62H87V61ZM171 60V61H170ZM173 60H176V61H174L175 63L174 64H172L171 65V63H172V61ZM196 60V61H195ZM241 59H239L238 60V62L240 61ZM139 62V64H138V62ZM150 61H151V63H150ZM155 61V60H154ZM198 62H199V60H198ZM218 62V61H217ZM216 62V63H217ZM238 62H237V64H238ZM50 63V62H49ZM112 63V62H111ZM127 64V65H126ZM198 64V65H197ZM219 64V63H218ZM237 64H235V67L234 68H238L239 66H241V65H237ZM241 64V63H240ZM47 65H48V63H47ZM139 65V66H138ZM166 65V66H165ZM182 65V66H181ZM79 66V67H78ZM122 66V65H121ZM152 66V67H151ZM151 67V70L149 69ZM156 67V68H155ZM182 67V68H181ZM185 69H184V68ZM126 68V67H125ZM152 68L154 69V71L155 72H157L158 74H160L161 76H163L164 77V79L163 80H161L162 79V77L160 76V75H158V74H156V73H154V71H152ZM160 70H159V69ZM233 68V69H234ZM236 68V70H237V72H241V74L240 73H238V74H240V75H238L237 74V72H236V74L234 73L235 71L232 69L231 70V72H232V76H230V78L233 80V81H235V79H237V80H239L240 81V83H234L235 85H233V81L232 80H229V83H230V86H229V90L232 92H234V94H236V95H238V94H240V95H242L241 97H247V96H245L246 94L245 93H247V92H250L251 90H247V89H249L250 87L248 86V85H250L251 84V80H254V79H252L255 75L254 74H256V76H257V74L258 75H260L261 77H262V74L263 73H254L253 74V76H251L252 78L250 79L249 78V74H247V75H245L246 73H248V71L247 72H245L246 71V69H245V71H243L244 69V66H242V67H240L239 69H237ZM119 69V70H118ZM123 69V70H122ZM152 71V73L151 74H155V76H160L161 77V79H159L160 77H156V78H158L159 80H160V83L158 82L159 80L158 79H156L155 78V76H151V74H150V77H152L151 79H147L148 77H147V74L145 73V72H147V71ZM163 69H167L166 71L165 70H163ZM113 70V71H112ZM122 70V71H121ZM159 70V71H158ZM239 70V71H238ZM130 71V70H129ZM163 71V72H162ZM234 71V72H233ZM117 72V73H116ZM118 72L119 73H121V74H118ZM234 73V74H233ZM74 74V75H73ZM138 74V73H137ZM121 75V76H120ZM132 75H134L133 77H132ZM200 75H202V77L200 76ZM144 76V77H143ZM148 76H149V74H148ZM206 76V75H205ZM237 76H240V78L239 77H237ZM121 77V78H120ZM149 77V78H150ZM165 77H167V78H165ZM200 77L201 78H203L204 77V79H201L200 80ZM214 79H213V78ZM259 77V76H258ZM234 78V79H233ZM126 79H129V81L131 80V82H129V81H125ZM147 79V80H146ZM166 79V81H164ZM250 79V80H249ZM115 80H117V81H115ZM119 80V81H118ZM125 82H124V81ZM205 81L206 83H204V82H201L200 83V81ZM236 80V81H237ZM247 80V81H246ZM249 80V81H248ZM260 80V79H259ZM114 81H115V83H114ZM175 81V82H174ZM230 81H232V82H230ZM235 81V82H236ZM238 81V82H239ZM66 82L68 83V84H66ZM105 82H106V84H105ZM120 82V83H119ZM127 82H129V83H127ZM162 82H166V83H169L168 85H169V87H170V85L173 83V85H174V88H173V86H172V88H170V89H176V90H174V91H177V92H175V93H173L172 91V94L171 95H173L174 94V96L177 94L179 97H178V99H177V97H176V100H175V102H177V103H175L176 105L178 104V106L177 107H175V105H174V103H173V105H171V106H173L174 108V110H176V112L173 114V119H175V121H176V118L178 119V121H182L181 123L180 122H177V124L176 123H173L174 122V120H172L171 121V123H173V125H177V127L179 126V124H180V126H181V124H183V120H184V118H183V114H188V115H190L191 114V116L190 117H193L194 119L192 120L190 117V119L192 120H187L189 123H187V125L184 123L182 126H183V129H184V131L182 132L183 133V137L181 136V135H179L180 137H182L183 139H184V141H186L185 143H186V145H185V143H183L184 141H181L182 142V146H181V148H180V150H179V147L177 148L176 146H179V145H181L180 144V139L181 140H183L182 138H180V139H178V141H179V144H178V141H175V144L174 143H170V142H173L172 140H171V138L173 137V136H170V135H168L169 134V132L172 130L171 129V127L169 128H161V127H163L164 126V123H163V118H161V114L165 111V110H163V109H167V108H169V109H172L171 108V106L169 105V103L168 102H170V104H172V101H173V97L171 96L170 97V89H168V90H166V91H168V92H166L165 91V88H166V83H165V87H164V90L162 89V87L164 86L163 85V83ZM249 82H250V84H249ZM258 82V81H257ZM123 84V83H125L124 85L126 86L127 84H129L130 85V90L129 89H127V87L125 88V90H124V87H123V85H121L122 87V89H123V91L122 92H124V94H122V92L120 91V89L119 90H116V88L114 87L115 85H113V87L114 88H111L110 89V86H111V84H119V86H118V88L120 87V84ZM131 83V84H130ZM150 83V84H149ZM245 83V84H244ZM248 83V84H247ZM260 83V82H259ZM64 84H66V86L64 85ZM148 84V85H147ZM162 86L161 88H160V86ZM177 85V87H175L176 85ZM229 85V84H228ZM247 85V86H246ZM251 86V85H250ZM112 87V86H111ZM168 87V88H169ZM245 87H249V88H246L245 89ZM211 88V89H210ZM108 89V90H107ZM112 89H114V91L112 92ZM250 89H252V88H250ZM109 90H111V91H109ZM126 90H129V91H126ZM68 91V90H67ZM105 91V92H104ZM110 93H109V92ZM116 91H117V93H116ZM118 91H120V92H118ZM134 91V92H133ZM163 91H164V93H167V94H165L164 95V93H163ZM213 91V90H212ZM230 91H228V92H230ZM111 92H112V94H111ZM132 92H133V94L135 95V97L134 98H131V97H133V96H130V98H127V99H129L131 102H126L125 100H126V97H129V95H130V93L132 94ZM231 92L229 93V95L231 94ZM120 95H119V94ZM107 94H110V95H113L112 97L110 96V95H107ZM233 93L231 94V95H233L232 97L231 96H229V97H231V98H235L236 96L234 95ZM116 95H119V96H116ZM124 95H126V96H124ZM239 95V96H240ZM247 95H248V93H247ZM115 96V97H114ZM163 96H167L169 99H172V101H170L168 98H164ZM210 96V98H208ZM238 96V98L240 99V97ZM102 97V98H101ZM125 97V98H124ZM244 97L242 98V100H244ZM163 98H164V100H163ZM215 98L218 100H215ZM237 98V99H238ZM125 99V100H124ZM168 99V100H167ZM236 99V98H235ZM123 100V101H122ZM129 100H127V101H129ZM133 100V101H132ZM121 101V102H120ZM165 101V102H164ZM220 101V102H219ZM215 102H218V103H215ZM126 103V104H125ZM125 104V105H124ZM207 104V105H206ZM217 104V105H216ZM205 105H206V109H205ZM216 105V106H215ZM104 106V107H103ZM136 106V107H137ZM170 106V107H169ZM213 107H214V110H213ZM124 108V109H125ZM127 108H129V105H127ZM176 108V109H175ZM133 109H134V107H133ZM161 109H162V113L160 112L161 111ZM169 109H167V110H169ZM120 110H122V111H120ZM131 110V109H130ZM130 110H127V111H130ZM165 111V112H168V111ZM173 110V111H174ZM212 110L214 111V112H212ZM131 111H133V110H131ZM117 112H119L120 114H122L124 117H119L120 116V114L118 115V117H115V118H121L122 119V121H121V119H119V122H118V119L116 120V122H115V120L113 119V116L111 115L112 113H114L113 115H116L115 113H117ZM133 112H135V111H133ZM160 112V113H159ZM132 113V112H131ZM209 113V114H208ZM214 113V114H213ZM126 114V113H125ZM127 114H130V112L129 113H127ZM139 114V115H138ZM210 114H211V116H212V114H213V116H212V118L210 117L209 119L207 118V117H209L210 116ZM135 116L136 115V117L134 118L133 116ZM140 115H142V116H140ZM161 115V116H160ZM188 115H187V117H188ZM202 115H203V117H202ZM207 115V116H206ZM209 115V116H208ZM126 116V117H125ZM131 117H133V118H131ZM183 119H182V118ZM187 117L185 118V120L187 119ZM160 118L162 119L161 121L162 122H160L159 120H160ZM112 119H113V121H112ZM205 119H207V120H205ZM255 119V118H254ZM142 120H143V122H142ZM184 120V121H185ZM210 120V121H211ZM112 121V125L113 124H115V125H111V126H109L110 125V122ZM120 121H121V123H120ZM149 121V123L150 122H153L154 124H153V126L152 127H150V128H152L151 130V132H153V133H149V135L150 134H152L151 136H144V135H148L147 134V130H148V128H147V126L148 125H150V124H147V122ZM203 121V123H205V124H207V126L205 127L204 126V124H202L201 122ZM205 121V122H204ZM257 123L256 124H258L259 123V121H260V125H258V130H256V129H254V123L252 122L251 124L252 125H247L246 126V124H242L243 126H246V127H248V131L246 130V128L244 129V130H246L244 133H245V135H248V137L246 138V136H244L245 137V142H243V144H241V147H242V145H244V143H245V146H246V152H244L245 151V149H244V146L242 147V149H243V152H244V154L245 153H247V157L245 156V158H243L244 160L242 161L243 163L241 164V165H244L243 167L245 168H243L242 167V170H244L243 171V174H244V172H245V178H246V176L248 177V179L249 180H251V179H253V181L252 182H254L253 184H255V183H257L258 182V180H259V174H261L262 176L264 175V173H263V170H264V166H263V162H264V144H263V140L261 141V139H260V141H259V139H257V137L254 135L255 133H257V131H258V133H259V135H261L262 133L264 134V132H262V131H264V122L262 123L261 121L262 120H255ZM179 123V124H178ZM203 126H202V125ZM255 124V125H256ZM261 124H263V125H261ZM123 125V126H122ZM126 125V126H127ZM163 125V126H162ZM172 125V126H173ZM185 125V126H184ZM241 125V126H242ZM107 126H109L108 128H107ZM260 126H263V128L261 127L260 128ZM122 127V128H121ZM133 127V126H132ZM210 127V128H209ZM67 128V129H66ZM149 128V129H150ZM160 128H161V130L163 131H161L162 133H164V135L162 134L161 135V133L159 132L160 131ZM203 128V129H202ZM206 128V129H205ZM207 128H209L208 130H207ZM256 128V127H255ZM108 129V130H107ZM134 129V128H133ZM165 129H167V132L166 131H164ZM169 129V130H168ZM180 129V128H179ZM182 129V127H181V129L180 130H178L179 132L180 131H182L183 130ZM252 129H254L253 131H255L256 130V132L254 133L253 131H252ZM261 129H262V131H261ZM95 130H96V132H95ZM97 130H99V131H97ZM100 130H101V132L103 133V135H102V133H100V137L101 138H99V136L98 137H96V135H93V131H94V134H96L97 133V135H99L98 133L100 132ZM106 130V131H105ZM118 130V131H117ZM123 131V130H122ZM173 131V130H172ZM208 131V132H207ZM65 132H67V131H65ZM107 134H106V133ZM262 132V133H261ZM167 133V134H166ZM172 133H174V132H172ZM253 133V134H252ZM257 133V134H258ZM170 134H171V132H170ZM179 134V133H178ZM261 135L262 136V139H263V137H264V135ZM103 136V139H102V136ZM139 135V136H138ZM155 135L157 136L156 138L158 139L159 137L158 136H160V137H162V139L164 140L163 142L164 143H166V144H164L163 142H161L160 141V139H156L155 140V138H153V137H155ZM167 135V136H166ZM171 135H173V134H171ZM210 135V134H209ZM168 136H170V137H168ZM260 136V137H261ZM71 137V138H72ZM89 137H90V140H89ZM142 137V136H141ZM164 137V138H163ZM190 137V140L188 139H186V138H189ZM207 137V138H206ZM260 137H258V138H260ZM91 138H93V140L91 139ZM94 138L96 139V138H98L100 141H98V139L97 140H94ZM153 138V141L151 140V139ZM168 138V139H167ZM170 138V139H169ZM179 138V137H178ZM196 138L198 139V142H197V140H196ZM139 139V140H138ZM151 140V142H152V146H151V142L149 141V140ZM161 139V140H162ZM102 140H104L105 142L104 143H107V144H103V143H101V142H103ZM107 140V141H106ZM129 140H131V141H129ZM171 140V141H170ZM205 140V141H204ZM89 141V142H88ZM90 141H92V142H90ZM159 143V141H160V143H162V146H161V144H160V148L157 146V142ZM170 141V142H169ZM189 141H191V142H193V144L192 143H188ZM196 141V142H195ZM87 142V143H86ZM136 142H138V143H136ZM149 142H150V144H149ZM169 144H168V143ZM208 142V141H207ZM81 143V144H80ZM85 143V144H84ZM92 144V145H90V144ZM96 143H99V144H97L98 146L97 147H95V150H94V152H93V145H95ZM133 143V144H132ZM85 146H84V145ZM86 144H88V146L86 145ZM111 144V143H110ZM148 144H149V146H151V147H148ZM172 144V146H170ZM177 144V145H176ZM187 144H188V147L186 148V150H185V148H183V147H185V146H187ZM192 145L191 147H192V150H191V148H190V145ZM61 145V146H60ZM83 145V146H82ZM167 145V146H166ZM176 145V146H175ZM185 145V146H184ZM82 146V147H81ZM89 146H92L91 148L89 147ZM109 146H111V145H109ZM108 146V147H109ZM147 146V147H146ZM170 146V147H169ZM173 146L174 147H176L177 149H178V151H179V153H178V151H177V156L175 155L174 157H172L171 159L168 157V155H166L168 158H167V160L166 159H159V158H161L160 156H164L165 157V155H163V154H165L167 151H165L166 149L165 148H168L169 147V149H168V151L170 152V153H172V151L174 150H177V149H173L172 150V148H173ZM249 146V147H248ZM263 146V147H262ZM81 147V148H80ZM84 147H86L87 149H92V150H90L92 153H90V151H89V153L90 154H88V152L86 153V148H85V150L83 149ZM108 147H106V149L104 148V150L103 151H100L101 153H99L100 155H99V157H101V159L103 158V156L105 157V161H103L102 160V162H106L107 160H108V162L107 163H109V160L111 159L110 157H108L109 156V152H111V150L110 149H108ZM146 147V148H145ZM155 147L157 148L158 147V150L160 149V151H158L157 149H155ZM172 147V148H171ZM206 148V147H208V148H206V149H208L207 151H205V154H207L206 152H209V155H207L206 157H203V156H205V154H203L204 152H202L203 151V148ZM248 147V148H247ZM57 148V149H58ZM68 148V149H67ZM110 148V147H109ZM117 148H115L116 150H117ZM120 148L122 149V151L120 150ZM144 148H145V150H144ZM147 148H148V150H147ZM149 148H151L153 151H154V149L155 150H157L159 153V155L157 154L156 155V153L157 152H153L152 150H150ZM154 148V149H153ZM171 148V149H170ZM189 148V149H188ZM205 148H204V150H205ZM262 148V149H261ZM68 151V152H65L64 153V151H66V150ZM82 149V150H81ZM124 149H126V148H124ZM211 149V148H210ZM82 152V153H80V151ZM110 150V151H109ZM113 150H114V148H113ZM112 150V152H111V154H110V156L112 155V153H114V151ZM188 150V151H187ZM85 152V154H84V152ZM118 151V150H117ZM117 151H115V154L117 153ZM126 151H129V150H127L126 149ZM149 151H151V152H149ZM165 151V153H163ZM174 151H173V153H174ZM181 151V152H180ZM217 151H219V150H217ZM95 152L97 153V155H96V159L94 158L95 156H93V155H95ZM137 152V153H138ZM141 152V153H140ZM75 153H76V155H75ZM124 153H121L119 156H117V155H112L113 157L112 158H114V156H115V158L117 157H120V156H122V154H123V156L125 155ZM132 153L134 154V156H132ZM149 153H150V155H149ZM169 153V154H170ZM73 154L75 155V156H73ZM79 154H81L80 156H79ZM85 155V157H84V155ZM89 156H88V155ZM151 154H154L153 156L151 155ZM166 154H168V153H166ZM175 154V153H174ZM203 154V155H202ZM231 154V153H230ZM229 153H228V155H230ZM102 155V156H101ZM108 155V156H107ZM171 156H172V154H170ZM263 155V156H262ZM71 156V157H70ZM91 156H93V157H91ZM124 156V158L123 157H121L122 159H119V160H122V162H123V164H127L126 162H129V161H127V160H129V159H127V157H129V156ZM155 156V157H154ZM158 156V157H157ZM89 157V158H88ZM125 157H126V159H125ZM133 157H134V159H133ZM85 158H87V159H85ZM94 158V160L92 161V159ZM145 158V159H144ZM148 158V160H149V162H147V159ZM205 158H207V159H205ZM78 159H79V161H78ZM91 159V161L92 162H97V163H94V166H93V163H91V162H88L89 160ZM159 159V160H158ZM168 159H170L171 160V162L168 160ZM218 159H220V158H218ZM222 159V158H221ZM111 160H113V159H111ZM115 160V159H114ZM117 160V159H116ZM110 161V163L112 162L113 164L116 162V164L119 162V160H117V161ZM124 160H126V162H124ZM164 160V161H163ZM166 160V161H165ZM203 160H205V161H203ZM232 160V161H231ZM136 161L137 160H135V163H136ZM155 161H156V163H155ZM158 161L159 162H162L163 161V164H159L158 163ZM219 161H220V163L222 164V165H218V164H220L219 163ZM226 161V162H225ZM121 162V161H120ZM119 162V163H120ZM138 162V161H137ZM139 162V163H140ZM165 162H168V163H166L165 164ZM203 162H205V164L203 163ZM217 162V163H216ZM111 163V164H112ZM130 163V162H129ZM141 163V164H142ZM143 163V164H144ZM202 163H203V165H202ZM96 164V165H95ZM130 164H134V163H130ZM130 164H127V165H129L130 166ZM167 164H169L168 166H166ZM209 164V165H208ZM225 164H226V166H225ZM98 165H100V164H98ZM119 165H122V163L121 164H119ZM126 165V166H127ZM156 165H158V167L156 166ZM160 165V166H159ZM161 165H163V166H161ZM165 165V166H164ZM200 165H202V166H200ZM231 165L229 166V167H231ZM262 167H261V166ZM115 166V165H114ZM118 166V165H117ZM124 166L125 165H123V169H121L120 167V169H119V172H120V174L121 175H126L127 174V177L125 176V178H124V176H122V179L124 178L125 180H126V178H129L130 176H132V177H130L131 179H133V177L135 176L136 177V173H133V168H132V170H126V169H129V168H127V167H125L126 169V171L124 172ZM156 166V167H155ZM204 166H206L203 170H202V168L204 167ZM256 166V167H255ZM108 168H109V166H107ZM161 167H163V169L165 170L164 171V174L163 173H161V171L160 170H162L161 169ZM166 167V168H165ZM208 167V168H207ZM218 167V168H217ZM112 168H115V169H117L116 168V166L115 167H112ZM130 168V169H131ZM160 168V170H158ZM199 168H201V170H202V172H199L198 173V171H199ZM223 168V169H222ZM255 168H256V170H255ZM260 168V170H258ZM207 169H209L208 171H207ZM218 169H219V171H218ZM120 170H123V171H120ZM166 170H167V172H166ZM200 170V171H201ZM211 170V171H210ZM246 170V171H245ZM131 171V172H130ZM159 171V172H158ZM169 171V172H168ZM204 171H206V172H204ZM256 171H260L259 172V174H258V172H256ZM135 172V171H134ZM153 172V173H152ZM155 172V173H154ZM166 172V173H165ZM197 172V173H196ZM206 174V175H203L204 173ZM65 173H67V175L65 174ZM101 173V172H100ZM103 173V172H102ZM133 175H132V174ZM147 173H145V175H146V177L148 176V178L149 179H151L150 178V176L147 174ZM201 173H202V175H201ZM218 173V174H217ZM130 174V175H129ZM161 174H163V175H161ZM216 174V175H215ZM222 174V175H221ZM255 175V177H254V175ZM76 175V174H75ZM80 175V176H79ZM93 175V174H92ZM145 175H144V177H145ZM156 175H158V176H156ZM196 175H198V180H197V187H200V186H204L205 187V184H206V187L207 188H210V186H211V184H212V186H211V189H212V192H211V190L210 189H208V190H206V193L205 194H207V196H204V193H203V195H202V193L201 192H204L203 190H205V188L203 189V190H201L202 189V187L201 188H198V189H200L201 190V194L199 195V191L200 190H198V196L196 195V199L194 198V200H197L198 202L196 203V202H194V201H192V196L191 195H189V192H190V190L189 189H187V187L189 188L190 186V184L191 183H193L194 182V177H197ZM209 175V176H208ZM211 175V176H210ZM218 175V176H217ZM220 175V176H219ZM253 175V177H251ZM259 175V176H258ZM164 176V177H163ZM166 176V177H165ZM200 176V177H199ZM204 176H206L207 177V179H206V181L207 182H210L211 181V183L209 184V185H207V182H203V181H205V180H203V179H205L204 178ZM221 176H222V179L224 180H222L221 179V183H219L218 184V182L220 181L219 179L221 178ZM234 176V177H233ZM58 177V176H57ZM59 177H60V175H59ZM72 177H74L75 178V176L73 175ZM76 177V178H77ZM134 177V178H135ZM209 177V178H208ZM215 177V178H214ZM220 177V178H219ZM41 178V177H40ZM55 178H56V176H54L53 177V180H52V178H49L50 180H52V181H50L48 178H46L47 179V181H46V179H43L44 181H42V179L40 180V179H38L37 180V182L38 183H42L43 184V187H45V189L44 188H42L41 186L42 185H39L40 187H39V189H38V187H36V189H35V187H32V186H30V184L28 185V184H26L27 185V187H26V185L24 186L23 185V187H22V185H21V187L22 188H20V187H18V191L16 190V194L14 195V193H13V196H15L14 198H19V200H18V206L16 207V209H15V222L13 223V224H11V225H9L8 226V228L4 231V233L0 236V264H50L51 262H52V264H72V263H74V264H76V263H78L79 262V264H85V263H83L85 260L87 261V259H85L84 257V252H87V250H84V248L85 249H89L90 251H88L89 253L94 249L93 247V249H90V248H88V247H90V246H87V244H88V241L89 242H91L92 241V246H93V244L95 245L94 247H96V242L97 241H100L101 239L103 240L102 242L100 241L99 242V244H104V247H106V246H108L109 244H111V242H110V238H108V237H111V236H113V234H114V231H116L115 232V234L118 232V234H119V237H116L117 238V240L118 239H120V232L119 231H117L118 229L120 230V231H126V232H129V231H131V229H132V224H133V228L135 227L134 225H135V223H134V221H130V220H126V221H124V220H121V219H123V218H125V217H127V215L128 214H126L124 211H122V210H120V211H122V212H124L125 213V215L123 214L122 215V213L121 212H119V214H117L116 215V211H114V210H107L106 209V213H108V214H106V216L104 217L105 218V223H107L108 224V221L109 222H111L109 219L110 218H114V220L112 221V222H114V224L112 223L111 225H115V227L117 228V230H114L113 231V229H110V231L111 232H113L112 234H111V232H110V236H108L107 234H109L108 233V230L107 229H109L110 228V226L111 225H106L105 223H104V221L102 220L103 218L100 216L101 215V213L102 212H104L103 210V207L101 206V208H99L100 209V212H97L98 213V219L96 218L97 217V215L95 216V220L96 221H98L100 218H102L99 222H96L95 221V223H96V225H98L99 223H100V225H101V227H102V229H98V230H100V231H102V234L100 235L99 234V232H98V230H96V228H95V223L94 222H92L91 224H90V227H91V225H92V227H93V223H94V227L92 228V230L91 229H89V232L87 233V232H85V231H87V230H85L83 233H86V235H87V238L89 239V238H91V239H87L86 238V235H83L84 236V238H85V241H83L82 239H79V241H76V242H78V244L75 242V240H78L77 238H76V236H74V235H76V234H79V233H70V238L72 237V236H74V241L72 240V238H71V240H72V245H71V247H72V249H71V247H69L70 246V243L71 242H68L67 243V241H65V242H62V241H60L59 239L60 238H58L59 236H57V234L58 233H60L59 231H58V229L60 230V225H61V222H62V219H64L63 217H62V219L60 218L61 216H60V214L61 213H57V211H59L60 209H63V204L62 203H60L59 205H57V207H55V212H53V215L51 216L49 213H48V215H46V221L48 222L47 223V225L46 224H43L44 223V221L43 222H40L41 224H38L37 226H36V230H34V231H32L31 233H28L29 232V229H26V228H23V226H21L20 225V222L19 221H21V222H23L24 220V218L25 219H28V217L31 215L32 216V214H36V212H38V213H42V211L43 212H45V211H47V209L51 206L52 207V205H53V203L55 202L54 200L56 199L55 197H57V195H60L59 193H60V188H61V185H62V176L60 177L61 178V181H60V183L61 184H57V183H55V182H57V181H59L60 179H57V181L55 180ZM129 178V179H130ZM159 178H161V179H159ZM167 178V179H166ZM194 178V179H193ZM213 178V179H212ZM225 178V179H224ZM227 178V179H226ZM229 178V179H228ZM232 178V180H230ZM257 178V179H256ZM63 179H65V177L63 178ZM129 179H127V183H126V181L124 180V182L127 184V185H129V183H132L134 180H130L129 181ZM147 179V178H146ZM156 179V178H155ZM155 179H151V180H153L152 182H154L155 181ZM208 179H209V181H208ZM212 179V180H211ZM247 179V178H246ZM55 180V182H53ZM171 180V181H170ZM186 180V181H185ZM192 180H193V182H192ZM217 182H216V181ZM237 180H238V178H237ZM255 180V181H254ZM48 181H50L51 183H49ZM136 181V180H135ZM134 181V182H135ZM141 181V180H140ZM165 181H163V182H165ZM185 181V185L183 184V182ZM189 181V182H188ZM212 181H214V182H212ZM47 182V183H46ZM134 182H133V185H134ZM151 182V183H152ZM186 182L187 183H189V185L188 184H186ZM191 182V183H190ZM215 182H216V184H215ZM249 182V181H248ZM247 182V183H248ZM44 183L46 184V185H44ZM141 183V182H140ZM158 183V184H159ZM166 183V182H165ZM170 183V184H169ZM184 185L183 187H182V184ZM202 183H205V184H202ZM236 183V184H235ZM251 183V182H250ZM249 183V185H251V187H253V189H254V186H252V184H250ZM48 184V185H47ZM155 183H153V184H151V185H153V187L155 186L154 185ZM200 184V185H199ZM132 184H130L129 186H133ZM137 185L138 184H136L135 186L137 187ZM192 185V184H191ZM199 185V186H198ZM213 185H214V187H216V188H214L213 187ZM216 185V186H215ZM17 186H20V185H17ZM47 186H49V187H47ZM58 186H60V187H58ZM138 186H140V185H138ZM187 186V187H186ZM255 186H257V187H261V183L259 184V185H256L255 184ZM33 189H32V188ZM51 187V188H50ZM163 187H167L165 190L163 189ZM257 187H255V189H254V191H256L257 192ZM259 187V188H260ZM50 188V189H49ZM57 188H59L58 190H57ZM206 188V189H207ZM244 188V187H243ZM43 189L45 190V191H43ZM183 189V190H182ZM50 191V190H52L53 192L52 193H50V192H48V191ZM54 190H56V191H54ZM169 190V193H167V191ZM184 190H188V191H184ZM260 190H262V189H260ZM75 191V190H74ZM71 192V194H76L77 192H78V190L77 191H75V192ZM159 191H160V189H159ZM214 191V192H213ZM259 191V190H258ZM56 194H55V193ZM59 192V193H58ZM187 192V193H186ZM207 192H210V194L209 193H207ZM215 192H216V194H219V195H217L216 196V194H215ZM236 192V193H235ZM54 193V194H53ZM166 193V194H165ZM212 193L215 195L214 196V198H212L213 196H212ZM235 193V194H234ZM255 193V192H254ZM254 193L252 194V195H254ZM258 193V192H257ZM257 193H256V195H257ZM161 194H162V196H161ZM168 194V195H167ZM238 194H240V196H242V197H244L246 200H251V201H249L248 203H253L254 205L253 206H251V204H250V207H253V208H250V207H248L249 206V204H248V206L247 205H243L244 203H245V201L246 200H244V199H242V197H238L239 195ZM247 194V195H246ZM202 195V196H201ZM212 196V197H209V196ZM55 196V197H54ZM188 196H189V198H188ZM190 196H191V198H190ZM200 196V197H199ZM219 196V197H218ZM231 196V197H230ZM246 196H248V197H246ZM54 197V198H53ZM197 197H199V198H197ZM204 197H206V198H210V199H212V200H210V201H212V202H210L208 199H205ZM217 197V198H216ZM251 197V196H250ZM64 197H62V199H61V197H60V199L61 200H64L63 199ZM201 198H204L205 199V201H204V203H203V200L201 199ZM229 198H231V199H233V198H237L236 199V201H237V203L236 204H238V208H237V206H236V204H235V207L236 208H234V210L232 211V212H230V214H227V217H224V225L225 226H228V228L226 227H223L224 229H225V231H224V229H223V232L226 234V233H230V234H226V235H224V233H222L220 236H222L221 237V242L222 243H220L219 244V242L217 243L216 241H219V240H216L215 242L217 243L216 245H215V242H214V246L212 247V248H214V249H217V250H214V251H212V249L210 250V254H212L211 256H210V254H209V259H210V261H208L207 259H208V257H207V259L204 257V254H203V249H202V247L203 246H201L200 247V245H198V243H200V242H198L199 241V239H200V241L202 240V238H203V236H205L204 238L206 239V237H208V235L206 236L205 235V233H206V231H203V230H205L204 229V227L207 225V222H212L213 221V219H215L216 218V216L219 214V213H216V212H222L223 210H222V208L224 209L227 205V203L231 200V199H229ZM239 198H240V200H239ZM251 198H253L254 200H255V195L253 196V197H251ZM54 199V200H53ZM81 199V198H80ZM199 199V200H198ZM215 199H217V200H215ZM226 199V200H225ZM244 200V202L243 203H240V205H239V203L238 202H242V200ZM82 200V199H81ZM189 200H191V202H194V203H196L195 205H196V207H195V205H192V204H194V203H191V202H188ZM206 200H208V201H206ZM214 200H215V202H214ZM239 200V201H238ZM54 201V202H53ZM256 201V200H255ZM158 202H160L159 204H158ZM165 202V203H164ZM200 202V203H199ZM227 202V203H226ZM247 202V201H246ZM80 203H81V201H80ZM79 203V204H80ZM150 203V202H149ZM153 203H154V205H153ZM190 203V204H189ZM203 205H202V204ZM205 203H206V205H205ZM213 203V205H212V207H211V204ZM223 203L225 204V205H223ZM61 204H62V206H61ZM201 204V205H200ZM243 206H242V205ZM246 204V203H245ZM149 205V204H148ZM160 205V206H161ZM197 205H198V207L200 208H198L197 207ZM200 205V206H199ZM223 205V206H222ZM228 205H229V203H228ZM59 206V207H58ZM156 206V207H155ZM194 206V207H193ZM201 206H202V208H201ZM209 206H210V208H209ZM218 206V207H217ZM221 206V207H220ZM255 206V207H254ZM100 207V206H99ZM166 207V208H165ZM193 207V208H192ZM206 207V208H205ZM228 207V206H227ZM226 207V208H227ZM258 207V208H257ZM196 209V210H193V209ZM205 208V209H204ZM208 208V209H207ZM225 208V209H226ZM245 208V209H244ZM248 210H247V209ZM50 209V208H49ZM48 209V210H49ZM59 209V210H58ZM95 209H98V208H95ZM102 209V210H101ZM190 209H191V211H190ZM199 209V210H198ZM203 209V210H202ZM211 209H215L214 211H215V213H214V211H211ZM218 209V210H217ZM220 209V210H219ZM224 209V210H225ZM242 209H243V211H242ZM253 209V210H252ZM258 209V210H257ZM205 210L206 211H208V212H205ZM209 210H210V213H209ZM222 210V211H221ZM97 211H99V210H97ZM110 211V212H109ZM119 211V210H118ZM230 211V210H229ZM228 211V212H229ZM239 211V212H238ZM255 213V212H257V213H259V214H257V213H253L254 215H255V218H254V216H253V214H250V216H249V213ZM115 212V213H114ZM202 212V213H201ZM213 212V213H212ZM247 212V213H246ZM261 212H263V210L261 211ZM100 213V214H99ZM114 213V214H113ZM154 213H156V212H154ZM198 213V214H197ZM204 213L206 214V216L204 215ZM212 213V214H211ZM239 213V214H238ZM245 213V214H244ZM26 214V215H25ZM57 214H59V215H57ZM103 214H105V213H103ZM190 214V215H189ZM200 214H202V215H200ZM211 216H210V215ZM233 214V215H232ZM244 215V217H243V215ZM247 214V215H246ZM55 215V216H54ZM109 215H111V217H109V219H106V217H108ZM155 215V214H154ZM192 215V216H191ZM200 215V216H199ZM204 215V216H203ZM207 215H209L210 217H207ZM237 215V216H236ZM251 215L253 216V220L252 219H250L251 218ZM256 215H257V217H256ZM259 215V216H258ZM30 216V217H31ZM60 216V217H59ZM103 216V215H102ZM114 216V217H113ZM120 216H123V218H121L120 219ZM125 216V217H124ZM248 216V217H247ZM263 216V217H262ZM29 217V218H30ZM164 217L166 218V219H168L167 221H166V219H164ZM194 217H195V219H194ZM201 217H203V218H201ZM214 217V218H213ZM239 217V218H238ZM243 219H242V218ZM247 217V218H246ZM118 218V219H117ZM191 218V219H190ZM236 218L239 220H237L238 222H236ZM260 218V219H259ZM262 218V219H261ZM164 219V220H163ZM192 219H193V221H192ZM210 219V220H209ZM245 219H247V220H249V222H251L250 223V225L248 224V222L247 221H245ZM108 220V221H107ZM162 220L163 221H166L167 222V224L165 223V222H162ZM191 220V221H190ZM202 220V221H201ZM242 220H244V221H242ZM250 220H252V221H250ZM94 221V220H93ZM102 221V222H101ZM254 221V222H253ZM159 222H161L160 224H159ZM202 222V223H201ZM229 222V223H228ZM235 222V223H234ZM243 222V223H242ZM246 222V223H245ZM255 222H256V224H255ZM190 223V224H189ZM199 223V225H197ZM227 223V224H226ZM243 224V226H242V224ZM252 223H254V224H252ZM258 223V224H257ZM262 223V224H261ZM191 224H192V226H191ZM234 224V225H233ZM251 227V224H252V227L254 228H246V226H248V225ZM104 225V226H103ZM127 225H129V226H127ZM161 225V226H160ZM163 225V226H164ZM189 225H190V227H189ZM195 225V226H194ZM231 225V226H230ZM109 226V228H107L106 229V227H108ZM123 226V227H122ZM125 226V227H124ZM158 226H160V227H158ZM173 226V227H172ZM175 226H177V228L175 229L174 227ZM204 226V227H203ZM258 226V227H257ZM101 227H99V228H101ZM112 227V226H111ZM195 229H194V228ZM95 228V229H94ZM113 228V227H112ZM115 228V229H116ZM168 230H167V229ZM172 228H173V230H172ZM190 228V229H189ZM198 228V229H197ZM205 228H207V227H205ZM243 228V229H242ZM248 230H246V229ZM262 228V229H261ZM191 229H192V231H191ZM201 229V230H200ZM203 229V230H202ZM228 229V231H226ZM253 229V230H252ZM91 230V231H90ZM107 230V231H106ZM207 230V229H206ZM230 230V231H229ZM243 230H244V232L247 234V232H248V235H247V238H246V234L243 232ZM256 230V231H255ZM175 231V232H174ZM178 231V232H177ZM190 231H191V233H190ZM261 231V232H260ZM99 234V235H97V233ZM172 232V233H171ZM189 232V234L187 235V233ZM243 232V233H242ZM94 233V234H93ZM101 233V232H100ZM196 233V234H195ZM207 233H208V231H207ZM257 233H259V234H257ZM26 234H28V236H26ZM91 236H90V235ZM115 234H114V236H115ZM171 234V235H170ZM175 234V235H174ZM178 234V235H177ZM192 234V235H191ZM209 234V233H208ZM243 234H244V236H245V238L247 239V244L245 243V240L246 239H244V237H243ZM89 235V236H88ZM97 236L96 237V239H95V236ZM103 235V236H102ZM177 235V236H176ZM186 235H187V237H186ZM250 235V236H249ZM257 235V236H256ZM94 236V237H93ZM113 236V237H114ZM116 236H118V235H116ZM183 236V237H182ZM199 236V237H198ZM225 238H224V237ZM250 238H249V237ZM24 237H26V239H23ZM62 237H63V235H62ZM61 237V238H62ZM66 237V236H65ZM103 237V238H102ZM112 237V240L115 238H113ZM122 237V236H121ZM171 237H173V238H171ZM174 237H176V238H174ZM178 237V238H177ZM186 239H185V238ZM200 237H202V238H200ZM69 238V239H70ZM76 238V239H75ZM80 238V237H79ZM180 238L183 240L182 242L180 241ZM195 238V239H194ZM203 238V239H204ZM259 238H262V239H259ZM65 239V238H64ZM68 238H66V240H67ZM68 239V240H69ZM177 239H178V241H177ZM193 241H192V240ZM224 239V240H223ZM241 239L243 240V241H241ZM249 239H251V241H249ZM253 239V240H252ZM259 239V240H258ZM59 240V241H58ZM88 240V241H87ZM97 240V241H96ZM111 240V241H112ZM114 240H116V239H114ZM170 240H171V242H170ZM185 240V241H184ZM187 240V241H186ZM196 240H197V242H196ZM93 241L95 242V243H93ZM166 241V242H165ZM170 243H169V242ZM257 241H258V243H260V244H257ZM259 241H261V242H259ZM75 242V243H74ZM175 242V243H174ZM179 242V243H178ZM181 242V243H180ZM195 242H196V244L199 246V252L200 253H198L197 251L198 250H196V248H198L196 245H195ZM242 242V243H241ZM249 242H250V244H249ZM98 243V242H97ZM160 243V244H161ZM165 243H166V246H165V249H164V245H165ZM168 243V244H167ZM79 244H81V245H79ZM91 244V243H90ZM222 244V245H221ZM241 244H243V245H241ZM246 244V245H245ZM218 245V246H217ZM248 245H249V247H248ZM75 246V247H74ZM85 246H87V247H85ZM97 246H98V244H97ZM103 246V245H102ZM111 245H109L108 247H110ZM215 246H216V248H215ZM220 246V247H219ZM241 246V247H240ZM256 246H257V248H256ZM218 247H219V249H218ZM221 247L223 248V247H225V249H221ZM240 247V248H239ZM242 247H243V249H242ZM248 247V248H247ZM70 248V249H69ZM181 248H183V246L181 245ZM172 249H170V250H168V252L170 251V252H172ZM238 249L240 250V252L238 251ZM246 249H249V250H246ZM68 250H75V251H72V252H75V253H80V252H82V253H80L81 254V256L83 255V257H81L80 256V254H75V253H73V254H70L71 252H69ZM77 250V251H76ZM181 250H183V252L181 253ZM220 250V251H219ZM221 250H222V252H221ZM224 250H226V251H224ZM229 250H230V252H232V256H231V258H230V252H229ZM242 250V251H241ZM155 250H153L152 252H154ZM176 251V252H177ZM245 251H248V252H246L245 253ZM87 252V253H88ZM152 252H149L148 253V255H147V257L149 258H147L146 259V262H147V264H163V262L161 261V262H158V261H160V260H158V258L159 257H156L157 256V253L159 254V250H158V252H157V250H156V254L155 253H153V254H155L154 256H155V258H157V260H155L153 257H149V256H151V254L150 253H152ZM176 252H174V253H176ZM186 252V253H185ZM217 253L215 256H213L215 253ZM225 252H227L228 253V255L225 253ZM178 253V252H177ZM176 253V254H177ZM222 253V254H221ZM238 253H240V254H238ZM241 253H243V254H245L244 256H243V254L241 255ZM153 254H152V256H153ZM219 254V255H218ZM80 256V258L78 257V256ZM87 255V254H86ZM178 255V254H177ZM197 255V256H196ZM226 257H225V256ZM242 257H241V256ZM77 256V257H76ZM89 256H91L90 254H89ZM92 256H94V255H92ZM217 256V257H216ZM221 256L223 257V258H221ZM142 257H144L143 255H142ZM201 260H199L198 258ZM211 257H213V258H211ZM225 257V258H224ZM246 257V258H245ZM74 260H73V259ZM78 258V259H77ZM81 258H83L84 260H82L81 262L79 261V259H81ZM86 258H89L88 257V255L86 256ZM115 258V257H114ZM175 258H173V257H171V259L173 260V259H175ZM202 258V259H201ZM215 258H218L219 260L217 261ZM229 258H230V260H229ZM70 259L72 260L71 262L72 263H70ZM76 259V260H75ZM221 259V260H220ZM222 259H223V261H222ZM228 259V260H227ZM240 259H242V260H240ZM261 261H260V260ZM192 260V261H191ZM199 262H198V261ZM202 260H204V261H202ZM206 260V261H205ZM226 260V261H225ZM232 260H233V263H232ZM48 261H50V262H48ZM74 261V262H73ZM75 261H76V263H75ZM85 261V262H86ZM216 261V262H215ZM237 261V262H236ZM243 261V262H242ZM249 261V262H248ZM257 261H259V262H257ZM107 262L109 263V264H111L112 262L111 261H106V263H104V264H107ZM111 262V263H110ZM166 263V262H165ZM172 263V262H171ZM174 263V262H173ZM176 263V262H175ZM174 263V264H175ZM229 263V264H230ZM96 264H101V262L99 263H96ZM113 264V263H112ZM115 264V263H114ZM166 264H168V263H166Z\"/></svg>", "mask_w": 264, "mask_h": 264}]
</instances>
